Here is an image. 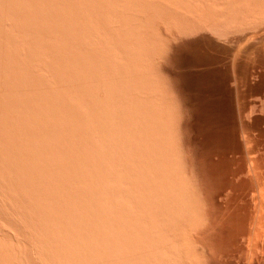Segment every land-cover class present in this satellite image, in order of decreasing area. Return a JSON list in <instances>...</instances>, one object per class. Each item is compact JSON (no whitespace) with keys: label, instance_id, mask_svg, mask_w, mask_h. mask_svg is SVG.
<instances>
[{"label":"bare ground","instance_id":"obj_1","mask_svg":"<svg viewBox=\"0 0 264 264\" xmlns=\"http://www.w3.org/2000/svg\"><path fill=\"white\" fill-rule=\"evenodd\" d=\"M0 1H2V0H0ZM5 1L6 0H3L2 1L3 3L2 2H0V3H2V4L7 3L6 5L8 8L6 7V5L0 4L1 5L0 9L4 8V9H1V11L2 12L8 11L9 13H7V14H9L10 16L8 15L9 16L8 17L7 14L5 13L6 14V18H5V15L2 16V14H1L0 16L2 18L0 17V21L2 22V20L3 21L5 20L2 24H4L6 21L10 22V23L7 22L8 24L5 23L3 25L5 28H7L6 26L8 25V26H10L8 28H10L11 30H13V28L16 29V27L18 29L15 32L13 31L14 32V34H13L9 30L6 31L8 28L6 30L3 28L4 31L6 32L5 36L7 38H5L4 35L2 36L4 31L2 29H0V33H2V34H0V36H2L1 38L4 37L3 41H0V43H3V45H5V43H4V41H5L7 44V47L9 48L8 49L6 47L7 49L5 50V48L1 45L0 48H3V49L2 50L0 49V54L2 56H3V54H6V53L9 55H11V54L13 55V52L17 51L14 53V55L16 57H14V55L12 56V58L14 57L13 59H10L11 56L9 57V55H7V54L4 55L2 58L0 56V62H1V59H3L2 60L3 64L0 63V65L2 64L0 66V72H1V70L3 72L0 74V84H1L0 88L2 85L4 86L3 87V91H4L3 96H2V93H3L2 88L0 90V95H1L0 99H1V101H3V102L0 101V135H1L0 136V149H2V150H0L1 151L0 152V264H25L24 262H26V261L24 258H26V260H27V257H29V255H30V257L33 258V259L30 257L28 258V259L32 260L31 262H30V260L28 262L31 264L32 263H34V264L35 263H37V264H182L183 261H185V263L183 262V264H187V261L189 259H191V256H192V259H191L192 261L196 262L197 259H195L196 260L195 261L193 258L195 256V254L193 255V253H196V252L191 253L190 249L183 247V245L185 243L191 242V244H193V246H195V247H192V245L190 244L189 245L190 248H195V249H192L193 251H196V250L198 251V249H199L202 253H209L211 247H213V246L219 247L221 245V243H219L220 242V240H218L219 235L216 232H219L220 230L218 228L223 226V225L221 226V224L224 223V222L222 223L223 218H224L222 214H225V212L221 214L220 211L222 209H220V211L215 210L214 207H216V206L213 205L212 198H210L209 193H207V191L205 190L206 189V187H205V189H202V190L200 189L201 191L199 193H201V194L198 193L200 196V199H199V196L196 194V192H198V191H196L195 189H194V191H192V192L196 191L195 194L198 197H195V198H198L200 201V203H199L198 199H195V200H197V203H199V205L197 203H195L196 201H193L194 203L192 205L196 204L194 206L195 208L193 207V210L196 209L198 211V209L196 207H198V206L200 207V205H202L201 206L202 210L199 209L198 214L195 213L191 209L192 206L190 203L191 201L189 202L190 199H188L189 196L186 197L188 194L186 196L184 194L187 192H185V191L183 192V190L181 188L182 186L180 185L181 180L184 179L181 176H184L185 178H187V176H190V175H186L187 172H185L186 174H184V171L187 170L190 172V169H191V171H194V170H193V164L191 162H188L189 160L188 161L185 160L186 163H184L183 158L185 156H182L183 158H182V160H180L179 163H183L182 168H184L185 167L184 164H186L187 169L185 167L186 170H181L182 172H180V169H182L180 166L182 164H178V158L180 159L181 156L178 157L177 153L181 150V155H182L183 150L179 149L178 147H175V144H176L175 139H176V137L177 138L179 137V140L176 139V141L180 142V138L182 136L181 134H179L180 126H182L181 128H183V126H185L183 124H186V123L182 124V122H185L183 119L184 115H183V118H181L183 121L182 120L180 121V116H179L180 112H178V109H179V111H181L180 110L181 109L180 103H179L181 100L179 98V93H180L179 90L180 89H179V83H178V78H177L178 71L176 70L177 68L175 69V67H173V64L175 62L176 55L177 54L180 55L179 51L182 50V49L180 50V47L183 48V46L185 48H187L189 46V47H191V49H192V47L193 48L201 47L202 50L204 47H206L207 49L212 50L211 52L214 51L213 54L216 53L215 55L217 57V60L215 59L216 57H214V60H216L215 65L217 66L216 71H219V74H221L223 77V81L221 80L222 78L219 77L220 78L219 81H221L220 82L221 84L219 83L220 84L219 95L221 93H223V97H221L223 100L221 98L220 99L222 101H224L222 103L226 104V107H225L226 114L228 113L230 119L234 123L237 124V135H242V137H244L243 135L246 136V134H248V136H249L250 134H252V132H250V131L252 130V128L255 127L254 126L255 124L249 123L246 121H245L246 122L245 124H244V122L241 123L242 121L240 122L239 112L241 114V110L239 111L237 108V105H238L237 101L239 99H241V98H239L240 92L242 93V95H245L247 93V92L245 93V91H247V89H249L248 87L253 85L254 78L256 80L255 74H257V76L258 75L259 76L264 75V60H262V61H257V60L251 61L252 57L249 54V53H253L255 55L257 54L259 56H261V55L264 56L263 55L264 54V0H88V1L87 0H77V1L73 0L74 4L72 3V5L70 3V0L69 1L68 0L67 1L61 0L59 2H58V0H54L55 2L57 1V3H60V4L62 2L61 7L64 4L63 7H66V8H60V6H58L55 2H53V4H52L51 3L52 0H50V3L52 4L51 7L54 8V6L56 5L58 7L57 11L60 9L58 12H55L56 8H54L55 9V11H54V9L52 10V8L49 7L51 5L48 2L49 0L48 1L42 0V2L44 4L40 0H38V1H40V3H38L36 0H33V1L32 0H24V2L26 1V3L24 5H27V6H25V8H24V5L22 4V0H17L16 2H18V3H16L15 0L14 1L10 0V3L12 2L11 5L13 4V6L16 8H13V6H9L10 5L9 0H8V2L7 1L5 2ZM19 1H20V3H19ZM74 1L77 2L76 4L80 5L79 2L81 1V5H82V3H83V5H85V4L86 5H85V7L80 5V8L78 7L79 5H77L76 7H78V9H79V10H77V8H75V6H73V5H76ZM89 1H91V2H89ZM33 2L37 3L36 6H39V7H36ZM46 2H48V3H46ZM64 2L65 3L68 2L67 4L68 5L70 4L69 7H68V5H65ZM71 2H72V0H71ZM40 5H43L42 7H44V8H42ZM28 6L30 7V9H28L29 8ZM34 6H35V9H32V8H34ZM70 6H73L75 8V9L71 8L72 10L74 9V11H73L74 13L75 12L77 13L78 11L80 12V9L81 10L83 9V10L79 13V15H78V13L74 14L71 11H68L70 9ZM5 7L7 10L5 9ZM81 7H83V8H81ZM21 8H22V10H19ZM67 8H69V9L66 10L67 11L66 12L65 9H67ZM8 9H10V10H8ZM15 9H17V11L19 10L22 13L17 12ZM23 9H27V10L23 11ZM36 9H37V13H34L36 15L35 16L32 13L36 12ZM39 9H40V12H39ZM43 9H44L45 13L47 11L48 14H49L48 9L50 11L52 10L53 12L51 11L49 14L51 17L47 13L45 14ZM10 11H12V12H10ZM26 11L28 13H30V11H31L30 15H32V16L27 17L29 15L28 13H27L28 15L25 14V16H24L23 14H24V12L26 13ZM15 12L18 14H15ZM41 12L44 13V15ZM39 13H41L40 14L41 16L43 15V18L40 15L39 16L37 15ZM81 13H82V15H81ZM20 14H22L21 17L20 16L15 17V15H20ZM11 15L12 16L14 15V17H12ZM46 15H48L49 17ZM44 16H46V17L44 18ZM24 17H25V22H24ZM32 17H34V18L41 17V18H39L40 21L36 18L37 22H36V19L34 22V19H32ZM72 17H74L75 19ZM13 18L14 19L17 18L16 19L17 21L16 22L13 21ZM22 18H23V20H22ZM27 18H28V21L26 20ZM46 18H51V19H49L48 23L53 22L52 23V26H54L53 29L56 27H59L60 29H62V30L65 29V30H63V31L61 30V32H60L59 28H56L55 32H57L56 33L57 35L53 34L54 31L51 29L52 26L50 24H49L50 26L48 25V23L46 21L48 19H46ZM66 18H67V20H66ZM70 18L72 20L74 19L73 21L75 24V25H73V21L71 20L72 21L71 22L72 26L70 25L71 27L69 26V24H70L69 19ZM19 19L24 22L23 23L21 21L23 23L25 29L27 27H29L30 33H31V31L36 32L39 28V31H40L39 35L35 34L36 35L35 36L32 32L31 35L29 36V34H27V33H29L28 28L25 30L22 27L23 26L22 24L20 27V22H18ZM29 19H32V21ZM75 20L80 24V26L78 25V27H77L76 24H78V23H75L76 22ZM12 21L16 24L18 23L19 25L14 24ZM41 21H44L45 23L44 22L43 23L45 25H41L42 24ZM67 21L69 22V24H67ZM1 22H0V24H1ZM30 22H34V23H37L39 25L32 23L34 26V28H33ZM57 22H59V23H57ZM56 23H57V25H56ZM28 24L31 27L28 26ZM55 25H56V27H55ZM3 26H1L0 28H2ZM35 26L37 28L36 30H34ZM44 26H46V27L44 28ZM73 26H76V29ZM41 27H43L44 29L42 30ZM31 28H33V29H31ZM72 28H73V30H71V31L72 32L74 31V33H72L70 31V29H72ZM45 29H47V32H45L46 31ZM19 30H20V32H19ZM22 30H23V32H21ZM1 31H3V32H1ZM58 31L60 33H62V35H60V33H58ZM75 31H77V34ZM8 32H10V33L8 34ZM25 32H26V34H25ZM63 32H64V34H63ZM68 32H69V35H70V32L72 34L70 36L67 34L69 37L66 36V33H68ZM36 33H38V32H36ZM44 33H46V35ZM47 33H49L51 35H49ZM79 33H80V35H78ZM12 34L15 35V38L13 37ZM37 35L40 37H38ZM122 35H124V36L122 37ZM9 36L11 37L12 41L10 40ZM16 36L20 37L21 43H22V41H23V43H25V45L27 43L28 46L27 45L25 46L22 43V47L26 48V52H28L27 54H29L28 56H27V54H25V52H24L25 49H23L22 47H14L13 48L11 46V43H14V41H16L15 42L16 44H13V46L21 45V43L18 41L19 39H16L17 38ZM49 36H51V37H49ZM65 36H66V40H65ZM71 36H72V38H71ZM73 36L74 37L77 36V38L81 37V39H78V40L76 39V41H75V39H73L74 38ZM29 37H30V39H29ZM33 37H34V39H33ZM1 38H0V40H1ZM13 38H14V41H13ZM22 38H24V40ZM36 38H40V40L36 39ZM48 38H49V40L52 38L51 39L52 42L50 40V44H47V42L49 43V41H47ZM31 39H33L32 40L33 45H31V42H32V41H30ZM43 39H45L44 40L46 42L45 45L42 44L44 42ZM37 40H38V42L41 41L39 44L37 42V44L39 46L41 44H42L41 45L42 47L44 46L43 48H45V50H44L45 56L48 57V55H49L48 58H50V59L53 57V59H51V60L48 59L49 65L52 63L49 67H48V63H46L47 57H44V56L42 57V55L40 56V54H36L37 51L35 48H37L36 46H38V45L35 43ZM67 40H69L73 44L74 47ZM8 41L9 42L11 41V43H9ZM78 41H79V43H78ZM63 42H64V45H63ZM17 43H19V44L17 45ZM52 43H53V45H52ZM65 43H66V45H65ZM80 43L82 45L83 44L85 45V46L84 45L82 46V49H81ZM74 44H76V46H78V48H80V50L78 49L79 51L77 49L74 50V52L77 54V55H75L76 57L74 56L75 53L72 51L74 48H76ZM79 44H80V46H79ZM29 45H30V47H29ZM50 46L51 47L53 46L57 49L62 48L63 50L59 49L61 51H65V50L67 51L68 49H69L68 51H70V50L71 51L68 53H65L66 52L65 51L63 53V52L58 51L55 48L53 50V47L51 48ZM28 47L32 48V49H29ZM39 48L37 50H39ZM41 48L39 50L40 52H37V53H41V51L43 53V49H41ZM46 48H48V50L51 48L52 53L50 52V50L49 51L47 50V52H46ZM27 49H29V50L34 49L35 51L34 50L33 51L36 55L34 53L30 54L29 50L27 51ZM1 51H3V52L6 51V53L5 52L3 53ZM11 51H13V52L11 53ZM19 51H20V53H18ZM22 51L24 53L21 56ZM56 51H58V54H56V55H57V57H58L57 59L59 61H57V59L55 57V53H57ZM48 52H50V53H48ZM79 52L80 53L82 52V56H80L81 54H78ZM206 52H210V51H206ZM59 53H60V55L64 54L63 59L61 58L62 56L60 57ZM69 53L70 54L73 53L71 57H69L70 56ZM65 54H67L68 60H69V61L66 60V63H68L67 65H66V63L63 62V61H65V57H66ZM17 55H18V57H17ZM23 55H24V57H25V55L27 57L32 55L30 58H32L34 56L33 60H29V61L30 62L34 61V63L36 65L38 64L37 67L40 66L44 70H41L39 68L41 70L40 71L37 69V67H35V70H34V68H33L34 66L30 67V65H32L33 62L28 63V59H29L28 58L26 60L27 63H25L26 61L24 60ZM91 55H93L92 57H95V58H93V61L91 60L89 63V60L92 59ZM259 56H257V57L259 58ZM21 57H23V58H21ZM39 57H41L40 59L43 61H41L39 59ZM250 57H251V60L249 59ZM43 58H45V59H43ZM74 58L77 59V62H76V60H73ZM80 58L83 59L84 63L82 62V60ZM19 59H21L22 62H20ZM25 59H26V57H25ZM35 59H37V60H35ZM70 59H72L71 62H70ZM95 59H97V60H95ZM9 60H11L10 62H12V63H10ZM14 60H17V61L15 62ZM45 60H46V62H45ZM94 60L97 62V66H96V63ZM4 61H7V66H5L6 64ZM39 61L41 62V64ZM13 62H15L16 65L13 64ZM18 62L21 63V67L19 66L20 64L18 65ZM23 62H24V64H23ZM69 62H70V64H69ZM78 62H80V63L82 62V67H81V65L78 64ZM91 62L95 63V64L91 65ZM76 63L78 65H76ZM12 64L15 67L19 66V69L17 67H16L17 69L13 66L11 67L10 65H12ZM25 64H29V65H27V67H26ZM35 64H33V65H35ZM210 64H212V63H210ZM23 65H24L25 69H23L24 68ZM88 65H90L91 67L93 66V69ZM215 65L213 64L214 67L212 66V68L214 70L216 68ZM28 66L32 69L29 70ZM72 66L76 67V71H75V69H71ZM68 67L69 68L71 67L70 70ZM95 67H96V70H94ZM20 68H21V70H20ZM45 68H47L49 70V71L47 70V72L50 73L48 75L50 77H52V79L55 76L53 81L49 77L50 80L52 81L51 84L53 83L51 86H49L50 88L52 86H53V88H55L56 84H57L56 80H58L57 82L59 83V85L55 89H56V91H59L58 92L59 95H57V92H56V94L55 93L53 94L52 92H48L49 88H45L47 85L50 84L49 83L50 80L47 76ZM49 68H51V69H49ZM54 68H56V70ZM13 69H15V72H13L14 71ZM22 69L24 70V72L22 71ZM19 70L21 73L19 72ZM33 70L35 73L34 72L32 73ZM77 70L79 73L77 72ZM38 71H39V73L41 72V74H40L41 78L40 79H39V77H36V78L34 77L35 74H38V73H36ZM93 71H95V72H93ZM96 71H97V74H96ZM18 72H19V74H18ZM22 72L24 73L25 77L22 75ZM52 72H54V73H52ZM74 72H76L77 75L80 74V75H78V78H81V79L76 78L77 75H76V73L74 74ZM14 73H16V74H14ZM43 73H44L45 77L42 78ZM55 73L62 74L61 75V77L63 79L62 81H63L64 85L67 84L66 85L67 89L68 88L71 89V87H73V86L74 87L71 90H74V88H77L76 91H74V92L75 93L77 92L79 95L76 93L77 96L75 99L76 100L79 99L78 98V96H79L80 102H82L81 108H79L78 111H76L77 110L76 108L80 107V103L78 102L79 105H77V102H76V104H75V101L71 102L72 101L71 99L73 98L71 96L69 97V92L71 93V91L69 89L68 90L66 89L67 91L65 90V92H68V94L66 93L67 95L63 92L65 87H63V85H62L63 83L61 84L62 81L61 80H60L61 82L59 81V79H61L59 77L60 75H58V74L53 75ZM71 73L73 75H71ZM26 74L29 75V80L33 79V77H34L33 81L36 84H34V83L31 84L33 82L32 80H30L31 81L30 83H29V81H26V79L28 78V76ZM32 74H34V76H31ZM93 74L94 75L96 74L95 77ZM92 75H93V77H92ZM253 75H254V77H253ZM37 76H39V75H37ZM46 76H47V78H46ZM72 76H74L75 79L73 78V80H72ZM97 76H98V82L96 80ZM251 76L253 77V80H251ZM1 77H3V78H1ZM91 77L93 79L95 78V82L93 80H91ZM18 78H20V79L22 78V79L19 80ZM55 78H57V79L55 80ZM35 79L39 82H41L42 79H44V80H43V82H41L39 84V83H37V81ZM162 79H166L165 82ZM258 79H260V78H258ZM74 80H75V82H73ZM71 81H72V83H71ZM77 81H79V83L81 81V83L77 84ZM92 81H93V83H92ZM54 82L56 84H54ZM66 82H69V83H66ZM90 82L93 84V86H91L92 84ZM17 83H21V84L24 83L25 86L26 85L27 86L25 87L24 85H21V84H19V86H18ZM28 83L31 84V86L28 85ZM45 83H46V86H45ZM73 83H76V86L78 85V87H76L75 84L73 85ZM89 83H90V85H89ZM37 84L38 85L42 84V85L40 88H39V86H37L38 88L37 87L35 88V86ZM68 84H70V85H68ZM95 85H97L98 90L99 89L101 90V91L99 90L100 94H99V92H97L96 87L94 88ZM16 86H18L17 88H19L18 91H20V87L22 88L21 93H19V96H18V92L16 91V89H14V88H16ZM43 86L46 89V90L44 89L45 91L43 89H41ZM23 87H25V88H23ZM62 87L64 89H62ZM90 87H92L93 90L95 89V92H97L99 94V95L97 94L98 97L96 96V94L94 95V93H93L94 91ZM27 88H29L30 90L35 89L34 90L35 92H33V90L28 91L29 89H27ZM53 88H51V90ZM58 88H60V90ZM25 89L28 92L27 96L30 97L32 94V96L30 98L26 96V90ZM38 89H39V91L41 89L44 92L36 91ZM55 89H53L52 91L55 92L54 91ZM61 90H63V91H61ZM22 91H23L25 97H27V98H24V95H21V94H23ZM29 92H31V93H29ZM60 92H62V93L60 94ZM13 93H15V94H13ZM33 93L36 95L34 99H33V97H34ZM47 93H52V94H47ZM91 93H93L92 94L93 98H94V96H95V98L97 97V101H94V103L98 102V103H96L97 108H96V105L94 104L95 106H93V107L96 108V109L94 108V110H93L92 105H91V104H93V102L91 103V100H90V99H92ZM6 95H7V97H6ZM12 95H14V96H12ZM20 95L22 96L23 99H21ZM54 95H56V96L54 97ZM70 95H73V92ZM37 96H38V98H37ZM42 96H44V97L46 96L45 99H44V97H43V100L39 99V98H42ZM51 96L53 98H55V100H53V98L51 100ZM12 97H13V99H12ZM17 97L18 98L20 97L19 100ZM240 97H241V95H240ZM7 98L9 100H7ZM28 98H29V102H28ZM48 98H49V100H48ZM20 99L22 100L21 102H19ZM36 99H37V102H35ZM46 99L48 100L47 102H49L50 105L45 103ZM246 99H247V97H246ZM10 100H12V102ZM15 100H17L18 103H20V104H18ZM38 100L39 101L41 100L40 101L42 103L41 105H43L45 103L44 104L45 107H43V106L42 107L45 110L47 109L45 111L46 114H44L45 112L42 113V111H44V110L41 109L42 107L40 106V104H37V103H39ZM92 100H96V99H92ZM242 100H239L240 101L239 104L242 103L241 102ZM23 101L24 102L26 101V103H28V105L27 104L25 105V103ZM51 101H54V102L56 101V104L51 102ZM10 102L12 103L11 105H10ZM14 102H16L19 106H21L22 109H24L22 111L23 112L25 111V112L23 113L22 111H20L21 107H19V109L16 108L18 105L17 104L15 105ZM32 102H35L34 105L41 107L40 110L36 106L32 107L33 106ZM244 102H245V99L243 100V103ZM23 103H24V105H23ZM29 103L32 104V105L30 104V107H29V109L33 108L31 110L32 112L27 110ZM70 103L74 104L75 110L73 107H72V110H70L71 108H69V107H71L73 105ZM243 103H242V105H243ZM46 104L48 105L47 108H46ZM55 105H57L58 108L61 107V109H64V111L61 110L60 108L58 110L56 108L57 106H55ZM23 106H25L26 108H24ZM52 106L55 107V109H56L55 111H57V113L55 114L54 108H52L53 110L51 109L52 112L54 111L53 114H55V116L58 117V118L56 117L57 119H59L60 115H61V117H60V119H61L63 116L62 114L67 111L66 114H64L66 116H64V118L62 119L65 122L62 123V120L61 121L58 120V122H57L58 125H57L56 124L57 120L53 121L54 123L51 120H49L50 122L48 121V119H50L51 116H53L51 111L48 113V111H49L48 109H50ZM241 107H240V109H241ZM256 107H258V105ZM15 108H16V110H15ZM37 108L39 111L37 110ZM80 109L82 110V112L80 111ZM35 110L38 112H36ZM60 110L63 111V113L61 112L62 114L58 112ZM33 111H35V112H33ZM69 111L70 112L72 111V113H69ZM73 111L74 112L76 111V113H74ZM21 112L23 115L26 113L25 114L26 117H25V115L23 117V115L21 114L20 118L16 117V119L11 120V119H13V117L18 116ZM78 112H80L79 115H81L80 117L82 119L85 116V119L88 120L87 122H89V128L92 127L91 130H92V132H94L95 137L99 136L98 137L99 142H97V143L93 142L96 140L98 141V139L96 138V140L95 139L92 140L94 138V136H93V133L90 132L91 131L90 129L88 130V129L84 128L86 130L85 132H87V130H88V132H87V134L85 132H84V135L82 134V131L84 130L83 124L86 128L88 127V124H87V122L85 123V121H86L85 119L83 120L84 122L81 120V118L78 115ZM35 113H38V114L41 113L40 114L41 116L38 114H35ZM93 113L95 114V116L96 115L97 116L95 117L94 115H92ZM32 114H34L35 117ZM42 114L45 116H42ZM49 114H51V115L47 116ZM75 114H77L76 116L79 118L75 117L76 119H73L74 117H72V116L73 115L75 116ZM37 115L39 116L38 117V123L41 125V126H39L38 129L36 128V127H38L37 118H36ZM28 116H30V118L34 117L36 121H34V120L32 121L33 118L29 119ZM55 116H53L51 119L53 120V118ZM93 117H94V119H93ZM41 119H42V122L44 120H45V122L42 123ZM248 119H249V116H248ZM15 120L16 121L18 120V121L15 122ZM24 120H27V122L29 120L30 125L35 124L34 126L36 129L34 128V130H32L34 126H31V128H32L31 129L29 127L30 125L28 122L27 124H28V127L30 128V131H29V128L27 131H24L27 127L26 126L27 124H24ZM46 120L48 121L49 125L51 124V127H49V125H47ZM66 120H67V123H68V120H71V121L76 120V122L72 123L71 121H69L72 124L70 126H68V124H66V125L64 124V123H66ZM77 120L80 121V124H82V127L78 126V127H75L77 129H75V128L72 129L71 127H73V124L76 126H77V124H79ZM13 121L16 124H14ZM19 121L21 123H18ZM31 122L32 123L34 122V123L31 124ZM60 122L62 123L61 126H60V124H61ZM1 123H3V124L1 125ZM8 124L10 125V127ZM12 124H13V126L17 125V128L18 127L19 128L16 129V126L14 128L12 126ZM18 124H19V126H18ZM21 124H23L25 126V128ZM43 124H45V125H43ZM55 124L59 128L61 127V129H64L63 131H65V132H66V129H65L66 127H64V126H67L68 127L67 133L69 132V129H71L70 133H68V135H67V133L64 134L65 132L63 133V131L60 130L58 127H56ZM20 126H22L24 129ZM45 126H47V129L45 128ZM52 127L56 128V129H54ZM40 128H44V129H40ZM39 129L42 130L41 138H43L45 140L49 135L51 137V135L52 136L56 135L59 131H60V133H59L60 135L62 132V136H60L58 134V136L56 135V139H55V137H53L55 139L54 140L55 142L53 141V138L49 137L50 143H48L49 145H47L46 141L48 140V138L46 141H44L43 139L40 140L39 133L41 131ZM52 129H54V131L56 130V132H54ZM57 129H59V130L57 131ZM38 130H39V132H38ZM79 130H81L80 135H83V136L79 135V132H80ZM22 132L27 134L26 137H29V136L34 137L33 134L36 133L35 134L36 138L37 137L39 138V141L38 140L37 141L42 143V144L38 143L37 146L39 144L41 146H43V143H44L45 145L43 147L44 148L47 147V148H45V150H44V148L41 147L40 145L37 148V146L35 144V143H37V142H35L36 139L33 138V141L35 140L34 141L35 143L32 142V140H31L32 137H30L28 139L25 137V139H24L25 134ZM89 132H90V135L92 133V137H93L91 139L92 142L89 141L92 143V144L90 143L92 146H90V145L87 146V144H86V143H88L87 141H88V138H90V137H87V136L85 137V135H88ZM249 132H250V134H249ZM31 133H32V135H31ZM180 133H181V131H180ZM44 134H47V137ZM69 134L71 135L72 139L69 138L70 137ZM3 135H5L4 138H1ZM22 135H24V136H22ZM176 135H179V136H176ZM6 136L9 137V139H7ZM59 136L62 137V140L59 139ZM79 136L82 138V140H81V138H78ZM83 137H85V138H83ZM5 138L7 139V141ZM246 138L248 139V137H246ZM2 139H5V140H2ZM50 139H52V141L54 143L52 141H50ZM66 139H68L70 141H68ZM84 139H85V141H84ZM182 139H181V141H182ZM9 140L12 141V144L10 143L11 141H9ZM27 140H28V143L30 141H31V144L33 143L32 149H29L31 147H28V146H31V144L29 143L30 144L29 145L27 143ZM42 140L44 142H42ZM64 140H66L67 143H66V141L64 143L63 142ZM71 140L74 142H71ZM75 140H76V142H75ZM250 140L248 139L250 144H252L251 143L252 141H250ZM15 141L17 144L15 143ZM57 141L58 142L62 141L63 144L65 145V147L67 144V147H66V149H64L65 151L63 150V152H64V155L65 156L68 155V157L67 158L64 157V158L67 161L68 158L70 157V160H71L73 165L71 164V162H69V160L67 161V163L69 162L70 164H68V165H67V163H66V165L64 164L66 161L63 160L64 158L62 159L63 152L60 151L62 146L64 147V145H62V146L59 145V143ZM238 141H239V139H238ZM13 142L16 145H18L19 147L17 146L18 148H15L16 146L15 147L13 146L14 145ZM24 142H26L27 144L25 143L26 145H24ZM62 142H61V144H62ZM69 142L71 143L70 145H72V146H69ZM246 142H247V140H246ZM56 143L58 144V146H56ZM183 143L185 145V140H183ZM34 144H35L36 148H34ZM52 144H55V145H53L54 148L52 146H50ZM93 144H94V146H93ZM97 144L99 145V147L97 146ZM177 144L180 145L179 143H177ZM250 144L248 145V142H247V145L249 147H251V149H252L253 145L250 146ZM95 145L97 147H95ZM110 145L111 146L113 145V146L110 147V149H108L109 148L108 146H110ZM25 146H27L26 147L27 150L24 148ZM49 146L52 148V150L49 149L50 148ZM86 146L89 149L91 148L90 149L91 151H92V147L97 148V149L99 148L98 150L101 153H100V155L99 154L98 155L100 156L101 161L99 160V158L96 159V160H99V162H98L99 164H98L96 160H95L96 162L93 160V163L94 162L97 163V165L99 167L97 165H95V163L91 164L89 162L92 160V158L94 156H96L95 153H97L98 150L93 149L95 153L94 152L92 153L86 148ZM57 147H59V150H55V149H57ZM69 147L72 149H70ZM84 147L86 148V152H85ZM39 148L43 152L38 151L39 152V156H37V158L39 157L38 162H39V160H41L40 162H42V159H45V160H43L44 163L47 162L46 164H44L45 167H44L43 163H41V165H42L41 172L43 171L42 173L40 172V169H41L40 164L37 161L35 162V161L29 160L32 158L31 154H32L33 150H34V153L36 155L38 153L37 150ZM111 148H115V150L113 149L114 150L113 156L109 155V153L111 154V152H112ZM241 148H242V146H241ZM24 149H25V151H24ZM184 149H185V146H184ZM28 150H30L31 154ZM46 150H48L47 155L44 154L46 156L40 155V153H44V151L46 152ZM53 150H55L56 152ZM87 150L89 151V153H91V155L92 154L94 155V156L93 155L90 156V154H89L91 159H89L90 157L87 155L88 154ZM26 151L30 155V158L27 157V156H29L27 154H25L24 156H26L28 159L26 157L23 158V155H22L23 152L26 153ZM57 151H58L59 155H58ZM184 152H183V154H185ZM186 153H187V151H186ZM262 153H264V152H262ZM11 154L13 155V157L15 156L14 157L15 160L11 159L12 158ZM107 154L109 156H111V158L109 157L108 161L106 162L107 158L104 156H106ZM179 154L180 153H178V155ZM32 155H34V154H32ZM98 155L95 158L99 157ZM257 155L258 154H256V158H257ZM71 157H73V158H71ZM186 157H187V159L189 158L188 155ZM261 157H263V156H261ZM25 158L27 161L24 160ZM33 158H35V159H33ZM33 158H32V160H37L36 157H33ZM50 158H52L51 160L54 159L55 161L54 160L53 161H54V163L56 162L57 165L56 164L52 165L51 164L52 161L50 160ZM74 158H75V160H74ZM78 158H82L81 159L82 161H80ZM85 158H88V160L86 161ZM56 159L58 160V162L60 161L62 164H64L65 167L63 165H61L60 162L58 163ZM77 160H79V161H77ZM24 161H26L27 163L29 162L28 163L29 166L33 162L35 164L37 163V164H39V167L36 168V171L35 170L33 171V169H32L33 165L29 167L26 164H24L25 163ZM73 161H76L79 167L77 165H75L74 164L75 162H73ZM83 161L87 162L88 164H86L85 162L80 163ZM103 161L107 163V164L105 163L106 164L105 167H104L105 164L103 163ZM181 161H183V162H181ZM48 163H50L51 166H50V164L48 166L47 165ZM89 163H90V166H89ZM102 163H103V166H102ZM37 164L34 166L37 167L38 166ZM83 164H85V166ZM24 165L27 167H24ZM71 165L77 166V167H72ZM91 165H93L92 167L94 169V174L92 173ZM94 165L97 166V168H95ZM67 166H69V167H67ZM30 168L32 169V171L30 170ZM234 168H235V166H234ZM250 168H251V166H250ZM38 169H39V171H38ZM25 170H27V171H25ZM261 170H263V169H261ZM24 172L26 174L28 172L30 174L31 173H33V174L39 173V172L40 173L35 175V176L33 174H31L32 177H30V174L26 175V174H24ZM46 172H49V173H47L49 176L45 174ZM189 172H188V174H189ZM180 173H183L184 175H181ZM195 173H197V172H195ZM249 173H251V172H249ZM92 174H93V176H92ZM199 174H201V173H199ZM257 174H259V173H257ZM24 175H26L31 180L30 179L28 180V178L25 179L26 176L24 177ZM39 175L40 176L42 175L41 178L43 180L40 181L41 178ZM43 175H45V176L43 177ZM72 175H73V177H72ZM254 175H256V174H254ZM47 176H48V178H46ZM241 176H242V174H241ZM13 177L17 178V180H20V182L17 181L16 179H14ZM36 177H38V178L36 179ZM50 177H51V179L55 178V181L57 180V184L60 181H62V183L55 185L54 179H53L54 182H52L49 179ZM190 177L188 179L192 180ZM90 178L95 179L96 183L94 185L92 183V181H94V180H92ZM180 178H182V179H180ZM258 178H260V177H258ZM24 179L27 180L28 183H31L32 186L30 184H27L26 186H24L25 185L24 183H26V181ZM46 179H47V181H46ZM188 179L186 182L187 183L190 182V185H191L193 180L191 182ZM88 180L89 181L91 180L90 183L92 185L89 183ZM48 181H51V185L48 184L49 183ZM42 182H45V183H43V185H42ZM46 182H48V183L46 184ZM259 183H261V181L258 182V186L260 189L262 187V185L264 186V182L262 185ZM28 185L31 187H29ZM183 185H184V188H187V189L190 188V189H188V192H190V193H191V188L193 189V187H195V188L197 187L196 185H193V184L191 185L192 187H190L189 183L187 184L188 187H186L185 183ZM197 185H198V183H197ZM208 185H206V186H208ZM24 187H26L27 190H25ZM106 187H108L107 188L108 190L111 189L112 194H110V195H112V196L110 197V201H112L111 198H113L112 202H113V204H115V205H113V207L106 205L107 201L105 199V193L109 192V191H107V189L105 190ZM199 187H200V183L198 185V188ZM232 187H233V185H232ZM29 188H31V190H32L30 192V194H31L30 196L28 195L29 194L28 193ZM260 190L264 191V188L260 189ZM221 191H223V190H221ZM252 191H253V189H252ZM195 194L194 195L192 194V196H190V197L193 198L195 196ZM213 194H215V193H213ZM258 194H260V193H258ZM262 194H261L260 201L263 200L261 205L263 204L262 206H264V199H263L264 197L262 198V196H264V192ZM108 196H109V194L106 197H108ZM201 196L203 197L205 204L202 203L203 201L201 200ZM215 196H216V194H215ZM31 197H33L34 200H32ZM192 198H191V200H192ZM107 199L109 201V198H107ZM226 200H227V198H226ZM24 201H28V202L32 201V204L37 205V207L35 205H32V204L30 206V204L28 202H26V204L29 205L28 206L25 204ZM260 201H259V203H260ZM111 203H109V204H111ZM39 205H40V207L43 206V208L41 207L42 209L40 208V210L38 208ZM80 205L81 206L84 205L83 207H85V208L81 207ZM220 205H222V204H220ZM25 206L26 207L28 206V208L24 209ZM106 206L111 207L110 209L114 208L112 217L109 216V214L112 213L111 210L108 211V209H106ZM204 206H205V209H204ZM258 206H260V205H258ZM51 207H53V208L55 207V208L53 209ZM37 208H38V210H37ZM57 208L63 209V212L61 214L58 213V210L55 211ZM228 208H227V210H228ZM262 208L263 207H261V211L263 210ZM35 209L37 210V212L35 211ZM203 209H204V214H203V212H201V213L204 215V217H203L204 219H202L200 217V220H205L204 221L205 223L203 224V222L201 221L199 224H203V226H205V229H204V227H201L202 225L199 226V224L197 222L198 220H195L189 213L190 210H192L193 211L192 213L197 214L198 216H196V217H199V215H200L199 212H200V210L203 211ZM258 209H259V207H258ZM25 210L27 211V214H28V210H29V216L25 213ZM30 210H31V214H30ZM106 210L108 211V213L109 212H111V213H109L107 215ZM59 211H61V210H59ZM223 211L224 210H222V212ZM258 211H256V212L259 213ZM261 211H260L259 216H261ZM183 214L185 215V217L184 216L182 217ZM202 214L200 216H203ZM231 214H230V216H231ZM84 215L87 216L86 219L84 218L85 217ZM228 215H229V213H228ZM263 215H264V210H263ZM27 216L30 217V219L32 220V224H31L30 223L31 220L28 218L30 220L28 223L32 226V229L35 226H37L38 228L35 227L34 230H31L29 224L25 225V223L27 222L25 220L27 218ZM180 216H181L182 220H180ZM232 216H233V214H232ZM242 217H240V218H242ZM82 218L85 220H82ZM108 218H109V220H107ZM255 218H256V216H255ZM255 218L253 219L254 223L257 220V218L256 219ZM231 219H233V218H231ZM261 220H262V218H260V225L263 223L262 222L263 220L262 221ZM224 221L228 222L229 220L228 221L224 220ZM243 222H245V220ZM257 223H256V225H258ZM239 224H241V223H239ZM224 225H225V223H224ZM232 225H234V224H232ZM241 225H243V224H241ZM253 225L254 224L252 223L251 226L254 227ZM26 226H28V227H26ZM198 226H199V228H203V229H198V228L196 229V227H198ZM251 226H249V229ZM108 227H109V229H108ZM185 227H187L188 230H190V228H191L192 230H194L196 232H194L192 230H191V232L188 231L190 234V235H188L187 234L188 232H187ZM247 227H248V225H247ZM252 227H251V229H252ZM257 227H256V230L259 229L260 226L258 228ZM28 228H30V229H28ZM184 228L186 230V234L188 235V238H189V236H191L190 240L192 238L193 243H192V241H189L188 238L185 239L187 236L183 237L184 233L182 232V229H184ZM223 228H225V226ZM245 228H246V226H245ZM227 229H228V227H227ZM249 229L248 230L246 229V231H245V229L244 230L242 229V231H245L246 233H247V231H249L248 232V234H249L250 230H251V229L250 230ZM261 229H263V228H261ZM42 230H44L45 232L43 231V233H42L41 232ZM217 230H219V231H217ZM237 230H239V229L237 228ZM234 231H236V230H234ZM240 233H242V232L240 231ZM253 233H254V230H253ZM237 234H238V231H237ZM255 234L257 235V233H255ZM83 236H85L86 239L89 238L90 240L87 239L88 241L86 240L84 242ZM80 237H81V240L79 241ZM25 239L28 240L27 242L29 244L28 243L24 244V242H26V241H24ZM219 239H221V238H219ZM106 240L110 241L109 243H111V245H113L114 249L111 246H110L111 249L109 248L110 251H109V249H107L108 248L107 244H109V243ZM186 240H188V241L186 242ZM80 242H82V243H80ZM25 245L28 246V249L32 248V250H33L32 254H31L32 250L28 251L26 249ZM24 246H25V248H24ZM105 246H107V248ZM224 249H225V247H224ZM184 250H186V251H184ZM24 251L25 252L28 251L30 253L27 254L28 252L25 253ZM188 251L191 253L190 258H188L189 256L187 257V253H189ZM200 251H198V252L200 253ZM255 252H256V250H255ZM24 253H25V256H24ZM246 254H249V253H246ZM241 255H243V254L241 253ZM199 257H201V256L197 255L198 259H199ZM203 257H205V256H203ZM34 258H35V261H34ZM253 259H254V257H253ZM94 260H95V262L96 261L97 262L95 263ZM250 260H251V258H250ZM192 261H191V263H192ZM255 262L257 263V261H255ZM191 263L188 262V264H191ZM202 263L203 262H199L197 264H202ZM192 264H194V263H192Z\"/></svg>","mask_w":264,"mask_h":264},{"label":"rangeland","instance_id":"obj_2","mask_svg":"<svg viewBox=\"0 0 264 264\" xmlns=\"http://www.w3.org/2000/svg\"><path fill=\"white\" fill-rule=\"evenodd\" d=\"M3 1V0H2ZM2 1H0V2H2ZM7 2H8V0H6ZM5 1V2H6ZM11 1H14V0H11ZM17 0H15V2H16ZM33 1V0H32ZM38 3H40V1L42 2V0H40V1H38V0H36ZM45 1V0H44ZM48 1V0H47ZM59 1H61V0H58V2ZM62 1H64V0H62ZM67 1V0H66ZM69 1V0H68ZM77 1V0H76ZM88 1V0H87ZM14 2V3H15ZM24 0H22V4L24 5L25 3H26V1L24 2ZM28 2V1H27ZM49 2V4H53V2H55L54 0H52V2L50 3V0L48 1ZM48 2H46V3H48ZM75 2V1H74ZM79 2V1H78ZM84 2V1H83ZM89 2H91V1H89ZM88 2V3H89ZM3 3V2H2ZM2 3H0V4H2ZM12 3V2H11ZM11 3H10V0H9V6H13V4L11 5ZM16 3H18V2H16ZM19 3H20V1H19ZM32 3V2H31ZM34 3V5L36 6V4L37 3H35V2H33ZM43 3V2H42ZM45 3V4H46ZM58 6H60V8H66V7H63L64 6V4H63V6L61 7V4H62V2H61V4L60 3H57V1L55 2ZM65 3V2H64ZM68 3V2H67ZM67 3H65V5H68ZM70 3H71V5H72V3H73V0H72V2H71V0H70ZM77 2H75V4H76ZM80 3V5H81V1L79 2ZM87 3V4H88ZM7 4V3H6ZM6 4H2V5H6ZM29 4V3H28ZM44 4V3H43ZM52 4L49 6V7H51L52 6ZM74 4V3H73ZM18 5V4H17ZM16 5V6H17ZM21 5V4H20ZM33 5V4H32ZM47 5V4H46ZM55 5V4H54ZM70 5V4H69ZM69 5H68V7H69ZM77 5H79V4H76V5H73V6H75V8H77V10H79L78 9V7L80 8V5L78 6V7H76ZM86 5V4H85ZM85 5H83V3H82V5L81 6H84L85 7ZM1 6V5H0ZM25 6H27V5H24V8H25ZM35 6H34V8H32V9H35ZM41 7L43 6V5H40ZM45 6V5H44ZM73 6H70V9L69 8H67V9H65V11L66 10H68V11H71L72 13H74L73 11H74V7ZM6 7H7V5H6ZM6 7H5V9H6ZM29 7V6H28ZM27 7V8H28ZM36 7H39V6H36ZM8 8V7H7ZM13 8H16V7H14L13 6ZM42 8H44V7H42ZM41 8V9H42ZM52 8V10L54 9V8H56V11H55V9H54V11L55 12H58L57 11V6L55 5L54 6V8L53 7H51ZM50 8V9H51ZM71 8H74L73 10L71 9ZM81 8H83V7H81ZM1 9H4V8H1ZM1 9H0V15L2 14V16L3 15H5V18H6V14L7 13H9L8 11L7 12H2L1 11ZM12 9V8H11ZM28 9H30V7L28 8ZM31 9V10H32ZM38 9V8H37ZM37 9H36V12H33L32 14H34V13H37ZM47 9V8H46ZM7 10V9H6ZM8 10H10V9H8ZM16 11H17V9H15ZM19 10H22V8L21 9H19ZM17 11V12H20V11ZM24 10H27V9H23V11ZM51 10V11H52ZM83 10V9H82ZM81 9H80V12L82 11ZM33 11V10H32ZM43 11H44V9H43ZM49 9H48V12H49V14H50V12H51ZM10 12H12V11H10ZM14 12V11H13ZM39 12H40V9H39ZM53 12V11H52ZM67 12V11H66ZM79 11L77 12L78 13V15H79V13H80ZM4 13V14H3ZM6 13V14H5ZM20 13H22V12H20ZM28 12L26 11V13L24 12V16H25V14H27ZM42 13V12H41ZM41 13H39V14H37L38 16L41 14ZM44 13H45V11H44ZM44 13H42L43 15H44ZM46 13H47V11H46ZM45 13V14H46ZM76 13V12H75ZM74 13V14H75ZM76 13V14H77ZM11 14V13H10ZM13 14V13H12ZM15 14H18V13H16L15 12ZM29 14V15H28ZM27 15V17H29V16H32V15H30L31 14V11H30V13H28ZM48 14V13H47ZM48 14V15H49ZM71 14V13H70ZM9 14H7V16H8ZM21 15L22 14H20V15H15V17L16 16H20L21 17ZM35 15V14H34ZM43 15L41 16L42 18H43ZM48 15H46V16H48ZM72 15V14H71ZM81 15H82V13H81ZM10 16V15H9ZM8 16V17H9ZM12 16V15H11ZM36 16V15H35ZM46 16H44V18L46 17ZM50 16V15H49ZM48 16V17H49ZM68 16V15H67ZM1 17V16H0ZM7 17V18H8ZM12 17H14V15L12 16ZM41 17H36L38 20H39V18H41ZM51 17V16H50ZM71 17V16H70ZM2 18V17H1ZM19 18V17H18ZM36 18H34V17H32V19H34V22H35V19ZM72 18H74V17H72ZM80 18V17H79ZM11 19V18H10ZM17 18H13V21H17L16 20ZM32 19H29V20H31L32 21ZM37 19H36V22H37ZM46 19H48V20H46ZM45 20L47 21V23H48V21H49V19H51V18H46ZM75 19V18H74ZM73 19V20H74ZM7 20V19H6ZM9 20V19H8ZM22 20H23V18H22ZM22 20H18V22H20V27H21V24L23 25V23L25 22V17H24V22L22 21ZM27 21H28V18L26 19ZM43 20V19H42ZM44 20V21H45ZM53 20V19H52ZM66 20H67V18H66ZM70 20V24H69V21ZM68 21H67V24H69V26L71 25V22L73 21L71 18L69 19ZM72 20V21H71ZM77 20V19H76ZM75 20V21H76ZM81 20V19H80ZM5 21V20H4ZM3 20H2V22H1V26H3L5 23H10L9 21H6L4 24H2L3 22H4ZM12 21V22H13ZM23 23H22V22ZM40 21V20H39ZM44 21H41V25H45L44 23ZM78 21V20H77ZM75 22V23H78V22ZM34 22H30L31 23V25H32V27L34 28V26H33V24L32 23H34ZM44 22V23H43ZM55 22V21H54ZM7 23V24H8ZM14 23V22H13ZM29 23V24H30ZM46 23V24H47ZM52 23L53 22H49L48 23V25L50 24L51 26H52ZM57 23H59V22H57ZM57 23H56V25H57ZM66 23V22H65ZM14 24H16V23H14ZM18 24V23H17ZM16 24V25H17ZM28 24V26H30ZM34 24H37V23H34ZM10 25V24H9ZM19 25V24H18ZM37 25H39V24H37ZM47 25V26H48ZM49 25V26H50ZM54 25V24H53ZM56 25H55V27H56ZM73 25H75L74 24V21H73ZM77 25V27H78V25L80 26V24L78 23V24H76ZM0 26V27H1ZM72 26V25H71ZM70 26V27H71ZM7 28L8 27H10V26H6ZM19 27V26H18ZM24 29H25V27H24V25L22 26ZM27 27V26H26ZM31 27V26H30ZM39 27V26H38ZM46 26H44V28H45ZM53 27L54 26H52V30L54 31V33L53 34H56L57 32H55V30H56V28H59V27H56V28H54L53 29ZM61 27V26H60ZM75 29H76V26H73ZM6 30L7 28H5L4 26L2 27V28H0V29H2L3 31H4V29ZM28 28V32H29V27H27ZM26 28V29H27ZM33 28H31V29H33ZM43 27H41V29L43 30L44 29ZM18 28L16 27V29H14L13 28V30H11L10 28H8L6 31H10V32H12L13 34H14V32L17 30ZM20 29V28H19ZM25 29V30H26ZM37 28H36V26H35V29L34 30H36ZM74 29V30H75ZM79 29V28H78ZM77 29V30H78ZM46 30V31H45ZM44 31L45 32H47V29H45ZM50 30V29H49ZM51 30V31H52ZM59 30H60V32H61V30L62 29H60L59 28ZM63 30H65V29H63ZM62 30V31H63ZM71 30H73V28L72 29H70V31ZM81 30V29H80ZM3 31H1V32H3ZM14 31V32H13ZM43 31V32H44ZM50 31V32H51ZM79 31V30H78ZM10 32H8V34L10 33ZM19 32H20V30H19ZM21 32H23V30L21 31ZM27 32V31H26ZM26 32H25V34H26ZM33 32V34L35 35V34H38L39 35V28H38V30L36 31V32H38V33H36V32H34V31H31V33ZM59 31H58V33H60ZM72 32V31H71ZM71 32H70V35H72L71 34ZM76 32V34H77V31H75ZM5 31L3 32V34L2 33H0V34H2V36L4 35V37L5 38H7L6 36H5ZM31 33L29 32V33H27V34H29V36L31 35ZM42 33V32H41ZM72 33H74V31L72 32ZM12 34V35H13ZM45 35H46V33H44ZM47 34H49V33H47ZM63 34H64V32H63ZM69 35V32L68 33H66V36H68ZM75 34V35H76ZM23 35V34H22ZM37 35V36H38ZM49 35H51V34H49ZM57 35V34H56ZM55 35V36H56ZM60 35H62V33H60ZM69 35V36H70ZM78 35H80V33L78 34ZM2 36H0V38L2 37ZM11 36V35H10ZM9 36V37H10ZM36 36V35H35ZM34 36V37H35ZM66 36H65V40H66ZM68 36V37H69ZM124 35H122V37H123ZM3 37V38H4ZM12 37V36H11ZM11 37H10V40L12 41V39H11ZM13 37L15 38V35H13ZM17 37V36H16ZM23 37V36H22ZM25 37V36H24ZM27 37V36H26ZM34 37H33V39H34ZM38 37H40V36H38ZM49 37H51V36H49ZM64 37V36H63ZM74 37V36H73ZM79 37V36H78ZM3 38H1V40L0 41H3ZM14 38H13V41H14ZM54 38V37H53ZM71 38H72V36H71ZM9 39V38H8ZM7 39V40H8ZM16 39H19L18 41L20 42L21 40H20V37L18 36ZM15 39V40H16ZM23 40H24V38H22ZM27 39V38H26ZM29 39H30V37H29ZM33 39H31L30 41H32ZM36 39H39L40 40V38H36ZM52 39V38H51ZM50 39V40H51ZM68 39V38H67ZM73 39H75V41H76V39L78 40V39H81V37L80 38H77V36H75ZM6 40V41H7ZM42 40V39H41ZM45 39H43V41H44ZM50 40H49V38H48V40L47 41H49V43L47 42V44H50ZM71 40V39H70ZM11 41L9 42V43H11ZM27 41V40H26ZM67 41H69V40H67ZM81 41V40H80ZM7 42V43H8ZM16 41H14V43H11V46L14 48V47H22V43H23V41H22V43H21V45H19V46H13V44H16L15 43ZM25 42V41H24ZM28 42V41H27ZM37 42H38V40L36 41V43L35 44H37ZM41 42V41H40ZM40 42H38V44L40 43ZM51 42H52V40H51ZM70 42V41H69ZM68 42V43H69ZM4 43H5V45H3V43H0V47H1V45L5 48V50L8 48L7 47V44H6V42L4 41ZM30 43V42H29ZM33 43V41L31 42V45H33L32 44ZM77 43V42H76ZM78 43H79V41H78ZM19 43H17V45H18ZM24 45H25V43H23ZM37 44V45H38ZM43 45H45L46 44V42L44 41L43 43H42ZM41 44V45H42ZM70 44H72L71 42H70ZM69 44V45H70ZM81 44V43H80ZM80 44H79V46H80ZM23 45V46H24ZM26 45H27V43H26ZM25 45V46H26ZM40 45V46H41ZM52 45H53V43H52ZM56 45V44H55ZM54 45V46H55ZM63 45H64V42H63ZM65 45H66V43H65ZM75 45V47L76 48H72L73 50V52H74V50L75 49H79L80 50V48H78V46H76V44H74ZM84 45V44H83ZM82 44H81V49H82V46H83ZM24 46V47H25ZM28 46V45H27ZM39 45L38 46H36L37 48H35L36 49V51L37 52H40L39 50H40V48L42 47H40ZM48 46V45H47ZM72 46H73V44H72ZM85 46V45H84ZM7 47V48H6ZM29 47H30V45H29ZM28 47V48H29ZM33 47V46H32ZM40 47V48H39ZM44 47V46H43ZM41 48V49H43V53H42V51H41V53H37L36 52V54H40V56L42 55V57L44 56V57H47V56H45V54H44V50H45V48ZM46 47V46H45ZM51 47V46H50ZM53 47V46H52ZM51 47V48H52ZM56 47V46H55ZM55 47H53V50H54V48ZM74 47V46H73ZM187 47V46H186ZM23 48V47H22ZM39 48V50H37ZM51 48L49 49L50 50V52L52 51L51 50ZM199 48V49H198ZM198 48H193L192 47V49H191V47H187V48H185L184 46H183V48H181L180 47V50L182 49H184L183 51L181 50V51H179V53H180V55L179 54H177L176 55V58H175V62H174V64H173V67H175V69L178 71V73H177V78H178V83H179V91H180V93H179V98L181 99H179L180 100V110L181 111H179V109H178V112H180L179 113V116H180V121L182 120L181 118H183V115H184V121L185 122H182V124L183 123H186V124H183V125H185V126H183V128H181L182 126H180V131H181V133H180V131H179V134H181L180 136H181V138H180V142L179 141H176V139L177 140H179V137L177 138L176 137V139H175V142H176V144H175V147H178L179 149H182L183 150V152L185 153V154H183V152H182V155H181V150L178 152V153H180L179 155H178V153H177V156L178 157H180L181 156V158L179 159L177 156V158H178V164H182L180 167L182 168L183 167V163H179L180 162V160H182V156H185L183 159H184V163H186V161H188V162H191L192 164H193V170L194 171H191V169H190V172L189 171H187L186 169H187V167H186V164H184L185 165V167H186V169H185V167L184 168H182V169H180V172H182L181 170H186V171H184V174H186L185 172H187V174L186 175H190V176H187V178H185L184 176H181V177H183L184 179H182V178H180V179H182L181 180V188H182V190H183V192L185 191V192H187V193H184L185 194V196L186 197H188L189 196V198L188 199H190L189 200V202L191 203V209L193 210V207L196 205V204H194V205H192L194 202L193 201H196L195 203H197V200H195V199H198V198H195V197H198L199 196V194H201V193H199L202 189H205V187H206V191H207V193H209V196H210V198H212V203H213V205L214 206H216V207H214L215 208V210H219L220 211V209H222V210H224L223 212H222V210L220 211L221 212V214L222 213H224L225 212V214H222L223 215V221H222V223L224 222L225 223V225H224V223L223 224H221V226L222 227H219L218 229L220 230H217V231H219V232H216L219 236H218V240H220V242L219 243H221V245L219 246V247H211V249H210V251H209V253H202L199 249H198V251H200V253L196 250V251H193L192 249H195V248H190V244H191V242L189 243V242H187L188 240L189 241H192V238H191V240H190V237L191 236H189V238H188V235H190L189 234V232H191V228H190V230H188V228L187 227H185L186 228V230H187V234H186V230H185V228L184 229H182V232L184 233V235H183V237H186L185 239H187L188 238V240H186V242L187 243H185L184 245H183V247L184 248H188V249H190V252L191 253H193V252H196V253H193V255L195 254V256L193 257L194 258V260L195 259H197V261L196 262H194V261H192L191 259H192V256L190 255L191 253L189 252V253H187V257L188 258H190V256H191V259H189L188 261H187V264H188V262H190L191 263V261H192V263H199V262H203L202 264H264V215H263V210H264V206H262L261 205V203H262V201L263 200H261L260 201V199H261V194L264 192L263 190H260V189H263L264 188V186L262 185L263 184V182H264V153H262V152H264V75H262V76H257V74H255V77H256V80H255V78H254V80H253V77H254V75H253V77L251 76V80H253V85L252 86H250V87H248L249 89H247V91H245V95H242V93L240 92V94H239V98H241V99H239V100H244L245 99V104L243 103V100L241 101L242 103H243V105H242V103L241 104H239V100L237 101L238 103V105H237V108H238V110L240 111L241 110V114H240V112H239V120H240V122L241 123H243L244 122V124L246 123V122H249V123H253V124H255L254 126V128H252V130L250 131V132H252V134H250V132H249V136H248V134H246V136L245 135H243L244 137H242V135H237V124L236 123H234L231 119H230V117H229V114L227 113L226 114V110H225V107H226V104L225 103H222V102H224V101H222L223 99L221 98V97H223V93H221L220 95H219V93H220V90H219V86H220V82L221 81H219V79L220 78H222L221 80L223 81V77H222V75L221 74H219V71H216L217 70V66L215 65L216 63V60H217V57H216V53L215 54H213L214 53V51L213 52H211L212 50H210V49H207L206 47H204L203 48V50H202V48L201 47H198ZM1 50L3 49V48H0ZM9 49V48H8ZM23 49H25L24 50V52H25V54H27L28 52H26V48H23ZM29 49H32V48H29ZM29 49H27V51L29 50ZM55 49H57V48H55ZM59 49H62V48H59ZM59 49H57L58 51H60V52H65V51H61V50H59ZM201 49V50H200ZM20 50V49H19ZM34 50V49H33ZM33 50H29V52H30V54L31 53H34V51ZM47 50H48V48H46V52H47ZM48 50V51H49ZM63 50V49H62ZM69 50V49H68ZM66 51L65 53H68V52H70V51ZM78 50V51H79ZM205 50V51H204ZM21 51V50H20ZM20 51L18 52V53H20ZM58 51H56L57 53H55V57H56V59L58 58L57 57V55L56 54H58ZM206 51H210V52H206ZM1 52H3V51H1ZM5 53H6V51H4ZM3 52V53H4ZM13 51H11V53H12ZM15 52H17V51H15ZM15 52H13V55H14V53ZM23 51H22V53H21V56H22V54L24 53ZM50 52H48V53H50ZM17 53V54H18ZM52 53V52H51ZM75 53V52H74ZM7 54V53H6ZM6 54H3V56L4 55H6ZM35 54V53H34ZM33 54V55H34ZM35 54V55H36ZM44 54V55H43ZM54 54V53H53ZM70 54V53H69ZM73 54V53H72ZM72 54H70V56L69 57H71L72 56ZM78 54H81L80 56H82V52L80 53H78ZM250 55H251V57H252V60H251V57L249 58L251 61H253V60H257V61H262V60H264V56H259V55H255V54H253V53H249ZM248 54V55H249ZM7 55H9V54H7ZM12 54L11 55H9V57L11 56V58L10 59H13L14 57H16L15 55H14V57L12 58V56H13ZM29 54H27V56H28ZM34 55V56H35ZM47 55V54H46ZM59 55H60V53H59ZM58 55V56H59ZM64 55V54H63ZM63 55L61 54L60 55V57L63 59L64 57H63ZM75 55H77L76 53L74 54V56ZM180 57H179V56ZM215 55V56H214ZM249 55V56H250ZM264 55V54H263ZM0 56H1V58L3 57L1 54H0ZM26 55H25V57H26V59H25V57H24V55H23V57H24V60L26 61L28 58V63L30 62L29 60H33V57L32 58H30L31 56H29V57H27ZM53 56V55H52ZM51 56V57H52ZM65 61H63L64 63H66V60H68V56H67V54H65ZM79 56V57H80ZM93 55H91V57H92ZM248 56V57H249ZM257 56H259V58L257 57ZM8 57V58H9ZM17 57H18V55H17ZM23 57H21V58H23ZM37 57V56H36ZM48 57H49V55H48ZM46 58V60H47V62H46V60H45V62L46 63H48V67L52 64H50L49 65V60L48 59H50V58ZM54 57V58H55ZM76 57V56H75ZM78 57V58H79ZM214 57H216L215 59L216 60H214ZM258 59H257V58ZM41 57H39V59H40ZM67 58V59H66ZM83 58V57H82ZM93 58H95V57H92V59H90L89 60V63H90V61L92 60L93 61ZM5 59V58H4ZM43 59H45V58H43ZM51 59H53V57L51 58ZM50 59V60H51ZM55 59V60H56ZM60 59V58H59ZM81 59V58H80ZM3 59H1V62L0 63H2L3 61H2ZM7 60V59H6ZM20 60V62H22V60L21 59H19ZM35 60H37V59H35ZM41 60V59H40ZM54 60V61H55ZM71 60L72 59H70V62H71ZM73 60H76V62H77V59L76 58H74ZM82 60V62L84 63V61H83V59H81ZM80 60V61H81ZM95 60H97V59H95ZM94 60V61H95ZM214 62H213V61ZM8 61V60H7ZM7 61H4L5 62V66H7ZM11 60H9V62H10ZM15 62L17 61V60H14ZM24 61V62H25ZM41 61H43V60H41ZM53 61V62H54ZM57 61H59L58 59H57ZM69 61V60H68ZM210 61V62H209ZM15 62H13V64H15L16 65V63ZM20 62H18V65L21 67V63ZM24 62H23V64H24ZM33 62V64H35L34 63V61H31L30 63H32ZM37 62V61H36ZM40 62V61H39ZM56 62V61H55ZM54 62V63H55ZM70 62H69V64H70ZM73 62V61H72ZM82 62L80 63V62H78V64L79 65H81V67H82ZM10 63H12V62H10ZM9 63V64H10ZM25 63H27V61L25 62ZM74 63V62H73ZM86 63V62H85ZM95 63H96V66H97V62L95 61ZM95 63H92L91 62V65L92 64H95ZM206 63V64H205ZM210 63H212V64H210ZM3 64V63H2ZM1 64V65H2ZM13 64L12 65H10L11 67L13 66ZM30 65V67H32V66H34L33 68H34V70H35V67H37V65L35 64V65ZM40 64H41V62H40ZM68 63H66V65H67ZM77 63H76V65H78ZM209 64V65H208ZM213 64L216 66V68H215V70L212 68V66H213ZM0 65V66H1ZM27 65H29V64H25V66L27 67ZM55 65V64H54ZM75 65V64H74ZM75 65V66H76ZM86 65V64H85ZM208 65V66H207ZM4 66V67H5ZM19 66L17 67L18 69H19ZM53 66V65H52ZM88 66H90V65H88ZM95 66V65H94ZM9 67V66H8ZM10 67V68H11ZM13 67H15V66H13ZM15 67V68H16ZM23 67H24V65H23ZM29 67V66H28ZM29 67V70L30 69H32V68H30ZM54 67V66H53ZM67 67V66H66ZM91 67V66H90ZM179 67V68H178ZM209 67V68H208ZM214 67V66H213ZM16 68V69H17ZM44 70L43 68H41L40 66L39 67H37V69L38 70ZM52 68V67H51ZM51 68H49V69H51ZM57 68V67H56ZM56 68H54L55 70H56ZM69 68V67H68ZM71 68V67H70ZM70 68H69V70H70ZM92 69H93V66L91 67ZM12 69V68H11ZM23 69H25V67L23 68ZM22 69V71L24 72V70ZM46 69V73H47V76H48V78L50 77L48 74H50V73H48L47 72V68H45ZM53 69V70H54ZM71 69H75V71H76V67H74V66H72V68ZM80 69V68H79ZM10 70V69H9ZM14 70V71H13ZM12 71L13 72H15V69H13ZM20 70H21V68H20ZM20 70H19V72H20ZM28 70V71H29ZM34 70L32 71V73L34 72ZM40 70V71H41ZM94 70H96V67H95V69ZM11 71V72H12ZM18 71V70H17ZM26 71V70H25ZM27 71V72H28ZM49 71V70H48ZM74 71V70H73ZM217 73H216V72ZM19 72H18V74H19ZM22 72V75L25 77V75H24V73ZM30 72V71H29ZM43 72V71H42ZM45 72V71H44ZM55 72V71H54ZM54 72H52V73H54ZM77 72H78V70H77ZM93 72H95V71H93ZM1 73H3L2 72V70H1V72H0V74ZM21 73V72H20ZM31 73V72H30ZM35 73V72H34ZM36 73H38V74H35V76H34V74H32L31 76H34L35 78L36 77H39V79L41 78L40 77V74H41V72L39 73V71L38 72H36ZM76 72H74V74H75ZM79 73V72H78ZM14 74H16V73H14ZM29 74V73H28ZM28 74H26L27 76H28V78L26 79V81H29V83L31 82L30 80H34V77H33V79H30L29 80V75ZM60 75L59 77L61 78V79H59L58 77V79H59V81L61 80H63L62 79V77H61V75L62 74H59V73H55V74H53V75ZM96 74H97V71H96ZM95 74V75H96ZM12 75V74H11ZM37 75H39V76H37ZM46 75V74H45ZM71 75H73L72 73H71ZM76 75H77V73H76ZM78 75H80V74H78ZM78 75H77V77L76 78H78ZM94 75V74H93ZM93 75H92V77H93ZM95 75H94V77H95ZM219 75V76H218ZM221 75V76H220ZM3 76V75H2ZM22 76V77H23ZM30 76V77H31ZM47 76H46V78H47ZM23 77V78H24ZM43 77H45L44 76V73H43V75H42V78ZM55 77V76H54ZM54 77H53V79H52V77H50L51 78V80L53 81L54 80ZM80 77V76H79ZM91 77V80H93L94 82H95V78L93 79ZM220 77V78H219ZM260 78V79H258V78ZM1 78H3V77H1ZM32 78V77H31ZM50 78H49V80H50ZM57 78H55V80L57 79ZM73 78H74V76H72V80H73ZM262 78V79H261ZM19 80H21L20 78H18ZM17 79V80H18ZM25 79V78H24ZM23 79V80H24ZM75 79V78H74ZM78 79H81V78H78ZM36 80V79H35ZM43 80L44 79H42L41 80V82H43ZM48 80V81H49ZM50 80V84L49 85H47L46 86V83H45V88H49V91L48 92H52L53 94L55 93L56 94V92H57V95H59V91H56V87L59 85V83L57 82L58 80H56V83L54 82V84H56V87L55 88H53V86L51 87V88H53V89H55L54 91L55 92H53L52 90H51V88L49 87V86H51L52 84H51V81ZM96 80H97V82H98V76H97V78H96ZM164 82H165V80L166 79H162ZM37 81V80H36ZM35 81V82H36ZM46 81V80H45ZM44 81V82H45ZM60 81V82H61ZM93 81H92V83H93ZM19 82V81H18ZM24 82V81H23ZM41 82H39V81H37V83H41ZM47 82V81H46ZM70 82V81H69ZM69 82H66V83H69ZM73 82H75V80L73 81ZM22 83V82H21ZM21 83H17L18 84V86H19V84H21ZM28 83V85H30L31 86V84H33L34 83V81L31 83V84H29ZM63 83V81L61 82V84ZM71 83H72V81H71ZM79 83V81H77V84ZM80 83H81V81H80ZM79 83V84H80ZM91 83V82H90ZM90 83H89V85H90ZM91 83V84H92ZM220 83V84H219ZM34 84H36V83H34ZM75 84V86H76V83H73V85ZM97 84V83H96ZM165 84V83H164ZM1 85V84H0ZM16 85V84H15ZM21 85H24L25 86V84L23 83V84H21ZM20 85V86H21ZM42 85V84H41ZM41 85H36L35 86V88L37 87V86H39V88L41 87ZM44 85V84H43ZM63 85V87H65V89L62 87V89H64V91L63 90H61V91H63L65 94L67 93L68 94V92H65V90L67 89L66 88V85H64V83L62 84ZM68 85H70V84H68ZM72 85V84H71ZM98 85V84H97ZM97 85H95L94 86V88L96 87V89H97V92H99V90H98V87H97ZM18 86H16V88H14V89H16V91L18 92V96H19V93H21V90H22V88L20 87V91H18V89L19 88H17ZM27 86V85H26ZM25 86V87H26ZM55 86V85H54ZM91 86H93V84L91 85ZM3 85L1 86V88H2V91H3ZM25 87H23V88H25ZM33 87V86H32ZM60 87V86H59ZM70 87V86H69ZM74 87V86H73ZM73 87H71V89H73ZM76 87H78V85L76 86ZM80 87V86H79ZM1 88H0V90H1ZM38 88V87H37ZM44 88V86L41 88V89H45ZM91 89H92V87H90ZM27 89H29V88H27ZM40 89V91H42ZM59 90H60V88H58ZM69 89V88H68ZM67 89V90H68ZM71 89H69L70 91H71V93L73 92V95H70L71 93L69 92V97L71 96V97H73L71 100V102H73V101H75V104H76V102H77V105H79V103H80V107H77L76 109V111H78L79 110V108H81V103L82 102H80V97L78 96V98L79 99H75L76 98V93L74 92V91H76V89L77 88H74V90H71ZM26 90V89H25ZM33 90V89H32ZM32 90H28V91H32ZM35 90V89H34ZM33 90V92H35ZM46 90V89H45ZM44 90V91H45ZM51 90V91H50ZM66 90V91H67ZM93 90V89H92ZM91 90V91H92ZM36 91H39V89L38 90H36ZM39 91V92H40ZM44 91H42V92H44ZM94 92V95L96 94V96H97V92H95V89L93 90ZM101 91V90H100ZM25 92V91H24ZM41 92V93H42ZM47 92V91H46ZM45 92V93H46ZM22 93H23V91H22ZM27 90H26V96H27ZM29 93H31V92H29ZM44 93V94H45ZM52 93H47V94H52ZM62 92H60V94H61ZM93 93H91V96H92V94ZM3 94H4V91H3V93H2V96H3ZM9 94V93H8ZM13 94H15V93H13ZM17 94V93H16ZM34 94V93H33ZM37 94V93H36ZM66 94V95H67ZM78 94V93H77ZM99 94H100V92H99ZM98 94V95H99ZM21 95H24V93L23 94H21ZM20 95V96H21ZM39 95V94H38ZM43 95V94H42ZM46 95V94H45ZM79 95V94H78ZM240 95H241V97H240ZM1 96V95H0ZM12 96H14V95H12ZM31 96H32V94H31ZM30 96V97H31ZM34 97H33V99L35 98V94L33 95ZM40 96V95H39ZM48 96V95H47ZM53 96V95H52ZM51 96V100H52V97ZM56 95H54V97H55ZM243 96V97H242ZM6 97H7V95H6ZM10 97V96H9ZM27 97H29V96H27ZM27 97H25V95H24V98H27ZM29 97V98H30ZM43 97L44 96H42V98H39V99H42L43 100ZM46 97V96H45ZM45 97H44V99H45ZM98 97V96H97ZM97 97L95 98V96H94V98H93V96H92V99H96V100H92V99H90L91 100V103L93 102V104H91L92 105V108H93V110H94V108L95 107H93V106H95L96 105V103H98V102H96V103H94V101H97ZM246 97H247V99H246ZM3 98V97H2ZM18 98V97H17ZM16 98V99H17ZM20 98V97H19ZM19 98H18V100H19ZM29 98H28V102H29ZM37 98H38V96H37ZM222 100H221V99ZM11 99V98H10ZM12 99H13V97H12ZM21 99H23L22 98V96H21ZM20 99V101L19 102H21L22 100ZM7 100H9L8 98H7ZM26 100V99H25ZM48 100H49V98H48ZM47 99H46V101H45V103H47L48 105H50L49 104V102H47L48 101ZM53 100H55V98H53ZM0 101H1V99H0ZM11 102H12V100H10ZM17 103H18V101L17 100H15ZM35 101V100H34ZM39 101V100H38ZM41 101V100H40ZM39 101V103H37V104H40V106L42 107H45L44 106V104L43 105H41L42 103ZM1 102H3V101H1ZM10 102V105L12 104ZM16 102H14L15 103V105L17 104ZM24 102V101H23ZM35 102H37V99H36V101ZM35 102H32L33 103V106L32 107H35L36 105H34L35 104ZM51 102H53V103H55L56 104V101L54 102V101H51ZM50 102V103H51ZM79 102V103H78ZM25 103V105L27 104L28 105V103H26V101L24 102ZM24 103H23V105H24ZM182 103V104H181ZM18 104H20V103H18ZM17 104V105H18ZM22 104V103H21ZM30 104L31 103H29V106L27 107V110H29L30 112H32L31 110L33 109V108H31V109H29V107H30ZM46 104V108H47V105ZM70 104H73V103H70ZM95 104V105H94ZM256 104V105H255ZM14 105V106H15ZM32 105V104H31ZM240 105V106H239ZM258 105V107H256ZM13 106V105H12ZM55 106H57V105H55ZM224 106V107H223ZM243 108H242V107ZM19 107H21V106H17L16 108H18L19 109ZM24 108H26L25 106H23ZM36 107H38V106H36ZM41 107H38L39 108V110H40V108ZM43 107L41 108L42 110H44V111H42V113L43 112H45L46 110L45 109H43ZM50 107V106H49ZM72 107L74 108V104L71 106V107H69V108H71L70 110H72ZM76 107V106H75ZM240 107H241V109H240ZM245 107V108H244ZM16 108H15V110H16ZM38 108H37V110H38ZM52 108H54V111L56 110L55 109V107H51L50 109H48L49 111H48V113L51 111V109ZM58 110H59V108L61 109V107H59L58 108V106L56 107ZM63 108V107H62ZM96 108H97V105H96ZM95 108V109H96ZM14 109V108H13ZM17 109V110H18ZM21 110L20 111H22V110H24V109H22V107L20 108ZM36 109V108H35ZM244 109V110H243ZM26 110V111H27ZM38 110V111H39ZM53 110V109H52ZM61 110H63L64 111V109H61ZM58 111L59 113H63V111ZM74 110H75V108H74ZM19 111V110H18ZM36 111V110H35ZM35 111H33V112H35ZM38 111H36V112H38ZM54 111L52 112V114L54 113ZM76 111L74 112V113H76ZM80 111L82 112V110L80 109ZM97 111V110H96ZM23 112V111H22ZM22 112L18 115V116H15V117H13V119H11V120H14V119H16V117L17 118H20V115L22 114ZM25 112V111H24ZM23 112V113H24ZM28 112V111H27ZM67 112V111H66ZM66 112L65 113H61L63 116H62V118L60 119V117H61V115H60V117H59V119H57L58 117L57 116H55V114L57 113V111H55V114H53V116H55L54 118H53V120L51 119L53 116H51V118L50 119H48V121L49 120H51L52 122L53 121H55V120H57L56 121V124H57V122H58V120H62L63 118H64V116H66V115H64V114H66ZM47 113V114H48ZM69 113H72V111L70 112L69 111ZM251 113V114H250ZM26 114V113H25ZM24 114V115H25ZM31 114V113H30ZM35 114H38V113H35ZM41 114V113H40ZM40 114H38V115H40ZM44 114H46V112L44 113ZM80 114V112H78V115ZM181 114V115H180ZM23 115V114H22ZM24 115H23V117H24ZM28 115V114H27ZM34 117H35V115L34 114H32ZM37 115V123H38V116ZM51 114H49V115H47V116H50ZM58 115V114H57ZM68 115V114H67ZM77 114H75V116L73 115L72 117H74L73 119H76V118H79L81 115H79V117H77L76 116ZM92 115H94L95 116V114L93 113ZM41 116V115H40ZM42 116H45V115H43L42 114ZM97 116V115H96ZM95 116V117H96ZM178 116V117H179ZM187 116V117H186ZM248 116H249V119H248ZM25 117H26V115H25ZM29 117V119H31V118H33L32 119V121L34 120V121H36L35 120V118L34 117H31L30 118V116H28ZM57 117V118H56ZM76 117V118H75ZM89 117V116H88ZM42 118V117H41ZM47 118V117H46ZM45 118V119H46ZM56 118V119H55ZM81 118V117H80ZM25 119V118H24ZM28 119V118H27ZM85 119V116H84V118L82 119L81 118V120L83 121ZM89 119V118H88ZM93 119H94V117H93ZM98 119V118H97ZM189 119V120H188ZM19 120V119H18ZM17 120V121H18ZM80 120V119H79ZM86 121H85V123L88 121L87 119H85ZM16 120H15V122H17ZM40 121V120H39ZM48 121L46 120V122H47V125H49L48 124ZM69 121H71V120H68V123H67V120H66V123H64L65 125L66 124H68V126H70L72 123H74V122H76V120L75 121H71L72 123H70ZM78 121V120H77ZM183 121V120H182ZM246 121V122H245ZM9 122V121H8ZM14 122V121H13ZM14 122V124H16ZM26 122V123H25ZM28 122H29V125H30V121L28 120ZM27 122V120H24V124H27L28 123ZM41 122H42V119H41ZM45 122V120L42 122V123H44ZM50 122V121H49ZM63 122H65V121H63L62 120V123ZM84 122V121H83ZM11 123V122H10ZM18 123H21L20 121L18 122ZM34 123V122H33ZM32 122H31V124H33ZM41 123V124H42ZM54 123V122H53ZM61 123V122H60ZM62 123L60 124V126L62 125ZM78 123L79 124H77V126L76 125H74L73 124V127H71L72 129H74L75 127H82V124H80V121H78ZM82 123V122H81ZM3 123H1V125H2ZM5 124V123H4ZM7 124V123H6ZM55 124V126L56 127H58L57 125ZM63 124V125H64ZM76 124V123H75ZM87 124H88V127L86 128L85 126H84V124H83V129L85 128V129H90L91 130V128H89V122H87ZM181 124V125H182ZM257 124V125H256ZM9 125V124H8ZM22 126H24L23 124H21ZM35 125V124H34ZM34 125H30L29 127L31 128V126H34ZM43 125H45V124H43ZM12 126H13V124H12ZM16 126V129H18L17 128V125H15ZM15 126H13L14 128H15ZM18 126H19V124H18ZM22 126H20V127H22ZM27 127H26V129L24 130V131H27L28 130V124L26 125ZM39 126H41L39 123H38V127H36L37 129L39 128ZM92 126V125H91ZM9 127H10V125H9ZM44 127V126H43ZM49 127H51V124L49 125ZM64 127H66L65 129H66V132L65 131H63L64 129H61V127L59 128L60 130H62L63 131V133L64 134H66L67 133V131H68V127L67 126H64ZM63 127V128H64ZM23 128V127H22ZM21 128V129H22ZM24 128H25V126H24ZM23 128V129H24ZM30 128H29V131H30ZM34 128H35V126L33 127V129L32 130H34ZM35 128V129H36ZM45 128L47 129V126H45ZM52 128H54V127H52ZM40 129H44V128H40ZM39 129V130H40ZM54 129H56V128H54ZM54 129H52L53 131H54ZM59 129H57V131L59 130ZM75 129H77V128H75ZM80 129V128H79ZM83 130L82 131V134L84 135V132L86 131V130ZM39 130H38V132H39ZM51 130V129H50ZM70 130L71 129H69V132L68 133H70ZM88 130H87V132H88ZM21 131V130H20ZM28 131V132H29ZM41 132L39 133V135H40V140L41 139H43V138H41V133H42V130H40ZM44 131V130H43ZM80 132H79V135H80V133H81V130H79ZM27 132V133H28ZM37 132V131H36ZM45 132V131H44ZM54 132H56V130L54 131ZM87 132H85L86 134H87ZM90 132H92V130L90 131ZM90 132L88 133V135H85V137L87 136V137H90V138H88V143H86L87 144V146L88 145H90V146H92L91 144V139L93 138L92 137V133H93V136H94V132H92L91 133V135H90ZM22 133H24V132H22ZM34 133V132H33ZM49 133V132H48ZM60 133V131L56 134L57 136H58V134ZM68 133H67V135H68ZM25 134V133H24ZM29 134V133H28ZM36 134V133H35ZM35 134H33L34 135V137H32V136H29V137H26L27 136V134H25V136L24 135H22V136H24V139H25V137L28 139V138H30V137H32V142H34L33 141V138L34 139H36V141L35 142H37V143H35L36 144V146H37V144L38 143H40V144H42L41 142H38L39 141V138L37 137L36 138V135ZM178 134V133H177ZM236 134V135H235ZM31 135H32V133H31ZM43 135V134H42ZM46 137H47V134H44ZM56 135H51V137H50V135L47 137L48 138V140H47V138H46V140L48 141H46L45 139H43L44 141H46V144L47 145H49L48 143H50L49 142V137L50 138H53V137H55V139H56ZM60 135V134H59ZM83 135H80V136H83ZM252 135V136H251ZM256 135V136H255ZM1 136V135H0ZM4 136L5 135H3L1 138H4ZM8 136V135H7ZM6 136V138L7 139H9V137H7ZM60 136H62V132H61V135ZM59 136V139L60 140H62V137H60ZM65 136V135H64ZM69 138H71V135L69 134ZM73 136V135H72ZM78 136V135H77ZM78 137V138H81V137ZM176 136H179V135H176ZM67 137V136H66ZM85 137H83V138H85ZM99 136H97V137H95L94 136V138L92 139V140H96V138L98 139V141L96 140V141H93L94 143L96 142H99V138H98ZM246 137H248V139L250 140V141H252L251 143L252 144H250V142L248 141V139L246 138ZM252 137V138H251ZM5 138V139H6ZM58 138V137H57ZM183 138V139H182ZM241 138V139H240ZM5 139H2V140H5ZM7 139H6V141H7ZM54 138H53V141L55 140ZM65 139V138H64ZM72 139V138H71ZM90 139V140H89ZM181 139H182V141H181ZM238 139H239V141H238ZM12 140V139H11ZM11 140H9V141H11ZM38 140V141H37ZM42 140V142H44ZM58 140V139H57ZM66 140H68V139H66ZM66 140H64L63 142L65 143V141ZM74 140V139H73ZM81 140H82V138H81ZM183 140H185V145H184V143H183ZM246 140H247V142H248V145L250 144V146L251 145H253L252 146V149H251V147H249L248 145H247V142H246ZM13 141V140H12ZM12 141L10 142L11 144H12ZM50 141H52V139H50ZM52 141V142H53ZM59 141V140H58ZM57 141V142H58ZM68 141H70V140H68ZM84 141H85V139H84ZM89 141H91V142H89ZM55 142V141H54ZM53 142V143H54ZM61 142L62 141H60V142H58L59 143V145H64L63 144V142H62V144H61ZM71 142H74V141H72L71 140ZM75 142H76V140H75ZM15 143H16V141H15ZM14 142H13V146L15 147V148H18L19 146L18 145H16ZM26 142H24V145H26L27 143H28V140H27V143L25 144ZM30 144H31V141L29 142ZM28 143V144H29ZM66 143H67V141H66ZM85 143V142H84ZM91 143V144H90ZM177 143H179L180 145H178ZM29 144V145H30ZM35 144H34V148H36V146H35ZM39 144V145H40ZM71 143L69 142V146H72V145H70ZM241 144V145H240ZM21 145V144H20ZM38 145V146H39ZM45 144L43 143V146H44ZM46 145V146H47ZM53 145H55V144H52V145H50V146H52L53 147ZM75 145V144H74ZM177 145V146H176ZM18 146V147H17ZM38 146H37V148H38ZM41 146V145H40ZM43 146H41V147H43ZM49 146V147H50ZM56 146H58V144L56 143ZM87 146H86V148H87ZM89 146V147H90ZM93 146H94V144H93ZM97 146L99 147V145L97 144ZM96 145H95V147H97ZM113 146V145H112ZM111 145L110 146H108L109 148L108 149H110V147H112ZM180 146V147H179ZM184 146H185V149H184ZM239 146V147H238ZM241 146H242V148H241ZM244 146V147H243ZM246 146V147H245ZM27 146H25L24 148L27 150V148H26ZM28 147H31V148H29V149H32V147H33V143L31 144V146H28ZM66 147H67V144H66ZM66 147H65V145H64V147L62 146V148H61V150L60 151H62L63 152V150L64 149H66ZM248 147V148H247ZM33 148V149H34ZM44 148V147H43ZM45 148H47V147H45ZM45 148H44V150H45ZM54 148V147H53ZM56 148V147H55ZM70 148V147H69ZM85 148V147H84ZM86 148H85V152H86ZM187 148V149H186ZM241 148V149H240ZM251 150H250V149ZM25 149H24V151H25ZM42 149V148H41ZM49 149H51L52 150V148L50 147ZM70 149H72V148H70ZM69 149V150H70ZM90 152H94V150L96 149V150H98L97 148H94V147H92V151L89 149V148H87ZM94 149V150H93ZM115 150V148H111V150H112V152H111V154L109 153V155H111V156H113V151ZM189 149V150H188ZM245 149V150H244ZM0 150H2V149H0ZM36 150V149H35ZM55 150H59V147H57V149H55ZM55 150H53V151H55ZM87 150V151H88ZM177 150V149H176ZM243 150V151H242ZM247 150V151H246ZM29 152H30V150H28ZM32 151V150H31ZM38 151H41V152H43L42 150H40V148L37 150V152ZM47 151L48 150H46V152L44 151V153H40V155H43V156H46L47 155ZM50 151V150H49ZM65 151V150H64ZM71 151V150H70ZM89 151H88V156H89V154H90V156H92L91 155V153H89ZM110 151V150H109ZM186 151H187V153H186ZM249 151V152H248ZM254 151V152H253ZM258 151V152H257ZM1 152V151H0ZM36 152V153H37ZM56 152V151H55ZM61 152V153H62ZM72 152V151H71ZM99 152V153H98ZM98 152L97 153H95V155L97 156L98 154L100 155V151L98 150ZM261 152V153H260ZM57 153H58V151H57ZM25 154H27V155H29L28 154V152L26 151V153H24L23 152V158L24 157H26V156H24ZM30 154H31V152H30ZM32 154H34L35 155V153H34V150H33V152H32ZM31 154V157L33 158V157H36V159L37 160H32V158L31 159H29L30 161H37L38 162V158H37V156H39V152L34 156V155H32ZM44 154H46V155H44ZM189 156V158L187 159V155ZM254 154V155H253ZM256 154H258L257 155V158H256ZM58 155H59V153H58ZM64 152H63V154H62V159L64 158V157H68V155H64ZM98 155V156H99ZM108 154L106 155V156H104V157H106L107 158V160H106V162L108 161V158L110 157L111 158V156H109ZM89 156V157H90ZM94 156V155H93ZM96 156H94L93 158H92V160L91 161H89L91 164H94L96 161H97V163L99 162V160H100V156L99 157H97V158H95ZM102 156V155H101ZM255 156V157H254ZM261 156H263V157H261ZM11 159H13V160H15L14 159V157H13V155L11 154ZM27 157H29L30 158V155L29 156H27ZM26 157V158H27ZM26 158L24 159V160H26ZM46 158V157H45ZM71 158H73V157H71ZM95 158V159H94ZM99 158V160H96V159H98ZM105 158V159H106ZM255 158V159H254ZM263 158V159H262ZM28 159V158H27ZM33 159H35V158H33ZM52 158H50V160H51ZM80 161H82L81 159L82 158H78ZM89 159H91V157L89 158ZM250 159V160H249ZM28 160V161H29ZM43 160H45V159H42V162H40L41 160H39V164H40V166H41V169H40V172H41V170H42V165H41V163H43V165L44 164H46V163H44V161ZM47 160V159H46ZM49 160V161H50ZM54 160V159H53ZM53 160H51L52 162H51V164L53 165V164H56V162L54 163V161ZM57 160V159H56ZM63 160H65V158L63 159ZM62 160V161H63ZM68 160H69V162H71V160H70V157L68 158ZM67 160V161H68ZM73 160V159H72ZM74 160H75V158H74ZM79 160H77V161H79ZM84 160V159H83ZM85 160L87 161L88 160V158H85ZM93 160L95 161L94 163H93ZM186 160V161H185ZM252 160V161H251ZM27 161V160H26ZM26 161H24L25 163L24 164H26L27 166H29L28 165V163L30 162H26ZM48 161V162H49ZM66 161V160H65ZM67 161L64 163L65 165H66V163H67ZM101 161V160H100ZM257 161V162H256ZM259 161V162H258ZM57 162H58V160H57ZM60 162V161H59ZM58 162V163H59ZM67 163V165L68 164H70V163ZM73 162H75L74 164L75 165H77L78 166V164H77V162L76 161H73ZM85 161H83V162H80V163H84ZM106 162H104L103 161V163L105 164ZM181 162H183V161H181ZM31 163V162H30ZM79 163V164H80ZM86 164H88L87 162H85ZM90 163H89V166H90ZM97 163H95V165H97ZM103 163H102V166H103ZM256 165H255V164ZM260 163V164H259ZM37 164V163H36ZM34 162L32 163V164H30V166H32L33 165V171L35 170L36 171V168H38L39 167V164H37L38 166L37 167H35L34 165H36ZM49 164L50 163H48L47 165L49 166ZM51 164H50V166H51ZM60 164L61 165H63L64 166V164H62L61 162H60ZM71 164H72V162H71ZM99 164V163H98ZM107 164V163H106ZM106 164L104 165V167L106 166ZM199 164V165H198ZM57 165V164H56ZM55 165V166H56ZM73 165V164H72ZM71 165V166H72ZM84 166H85V164H83ZM94 165V166H95ZM201 165V166H200ZM261 165V166H260ZM27 166H25L24 165V167H27ZM29 166V167H30ZM77 166H72V167H77ZM93 165H91V167H92ZM98 166V165H97ZM97 166H95V168H97ZM234 166H235V168H234ZM249 166V167H248ZM250 166H251V168H250ZM258 168H256V167ZM28 167V168H29ZM44 167H45V165H44ZM43 167V168H44ZM65 167V166H64ZM67 167H69V166H67ZM66 167V168H67ZM79 167V166H78ZM90 167V168H91ZM99 167V166H98ZM71 168V167H70ZM69 168V169H70ZM250 168V169H249ZM255 168V169H254ZM32 169L30 168V170L32 171ZM39 169H38V171H39ZM254 169V170H253ZM261 169H263V170H261ZM71 170V169H70ZM74 170V169H73ZM196 170V171H195ZM249 170V171H248ZM260 170V171H259ZM25 171H27V170H25ZM39 172V173H40ZM43 172V171H42ZM41 172V173H42ZM74 172V171H73ZM188 172H189V174H188ZM195 172H197V173H195ZM248 172V173H247ZM249 172H251V173H249ZM259 173V174H257V173ZM262 172V173H261ZM39 173H31V174H33L34 176L35 175H37V174H39ZM47 173H49V172H46L45 174L46 175H48ZM72 173V172H71ZM92 173L94 174V169H93V167H92ZM194 173V174H193ZM199 173H201V174H199ZM24 174H26L25 172H24ZM27 174H30L29 172L27 173ZM26 174V175H27ZM31 174H30V177H32L31 176ZM73 174V173H72ZM93 174H92V176H93ZM181 175H184L183 173H180ZM204 174V175H203ZM241 174H242V176H241ZM248 174V175H247ZM254 174H256V175H254ZM26 175H24V177L26 176ZM80 175V174H79ZM185 175V176H186ZM193 175V176H192ZM200 175V176H199ZM33 176V177H34ZM40 176V175H39ZM38 176V177H39ZM42 176V175H41ZM41 176H40V178H41ZM45 175H43V177H44ZM49 176V175H48ZM48 176L46 177V178H48ZM81 176V175H80ZM248 178H247V177ZM255 176V177H254ZM20 177V176H19ZM18 177V178H19ZM38 177H36V179L38 178ZM52 177V176H51ZM51 177L49 178L52 182H54L55 181V178H53L54 179V181H53V179H51ZM72 177H73V175H72ZM191 178L192 180H193V182H192V180H190V179H188V178ZM193 177V178H192ZM195 177V178H194ZM200 177V178H199ZM233 177V178H232ZM241 179H240V178ZM258 177H260V178H258ZM263 177V178H262ZM14 179H16L17 180V178H15V177H13ZM28 177L26 176V178L25 179H27ZM35 178V177H34ZM197 178V179H196ZM204 178V179H203ZM255 178V179H254ZM20 179V178H19ZM24 179V180H25ZM30 178H28V180H29ZM48 179V180H49ZM88 179V178H87ZM90 179H92V178H90ZM186 179V180H185ZM187 179L189 180V181H191L192 183H191V185L193 184V185H196L197 187L195 188V187H193V189L191 188V193L190 192H188V189H190V188H184V183L186 184V187H188V183H189V185H190V182H186L187 181ZM231 179V180H230ZM258 179V180H257ZM260 179V180H259ZM31 180V179H30ZM41 180H43L42 178L40 179V181ZM92 180H94V181H92V183H93V185L96 183L95 182V179H92ZM199 180V181H198ZM217 180V181H216ZM240 180V181H239ZM17 181H19L20 182V180H17ZM26 181V183H24L25 185L24 186H26L27 184H30L31 185V183H28L27 182V180H25ZM24 181V182H25ZM45 181V180H44ZM46 181H47V179H46ZM51 181H48V182H46V184L48 183V184H50L51 185ZM59 181V180H58ZM89 181V180H88ZM97 181V180H96ZM259 181H261V183H259V184H261L262 185V187L259 189V186H258V182ZM33 182V181H32ZM91 182V180L89 181V183ZM233 182V183H232ZM257 182V183H256ZM43 183H45V182H42V185H43ZM60 183H62V181H60V182H58V184H60ZM183 183V184H182ZM195 183V184H194ZM197 183H198V185H199V183H200V187L198 188V185H197ZM232 183V184H231ZM252 183V184H251ZM45 184V185H46ZM57 184V180L55 181V185H58ZM74 184V183H73ZM91 184V183H90ZM89 184V185H90ZM209 184V185H208ZM212 186H211V185ZM92 185V184H91ZM90 185V186H91ZM190 185V187H192ZM206 185H208V186H206ZM232 185H233V187H232ZM257 185V186H256ZM29 186V185H28ZM32 186V185H31ZM31 186H29V187H31ZM203 188H202V187ZM217 186V187H216ZM221 186V187H220ZM226 186V187H225ZM25 188V190H27L26 189V187H24ZM108 187H106L105 188V190L107 189ZM224 188V189H223ZM33 189V188H32ZM187 191H186V190ZM194 189L196 190V191H198V192H196V194L198 195H196L195 194V192H192V191H194ZM201 189V190H200ZM209 189V190H208ZM251 189V190H250ZM252 189H253V191H252ZM259 189V190H258ZM24 190V191H25ZM45 190V189H44ZM216 190V191H215ZM221 190H223V191H221ZM32 190H31V188H29V196L31 195L30 194V192H31ZM107 191H109V192H106L105 193V199H106V205H109V206H111V207H113V205H115V204H113V198H111V200L112 201H110V197L112 196V195H110V194H112V192H111V189L110 190H108L107 189ZM260 191V192H259ZM263 191V192H262ZM219 192V193H218ZM231 192V193H230ZM36 193V192H35ZM47 193V192H46ZM109 194V196L108 197H106L108 194ZM191 195H190V194ZM199 193V194H198ZM213 193H215L216 194V196H215V194H213ZM227 193V194H226ZM258 193H260V194H258ZM192 194L194 195L195 194V196L192 198V197H190V196H192ZM212 194V195H211ZM256 194V195H255ZM36 195V194H35ZM254 195V196H253ZM259 195V196H258ZM263 195V194H262ZM214 196V197H213ZM264 196H262V198H263ZM48 198V197H47ZM107 198H109V201H108V199ZM191 198H192V200H191ZM226 198H227V200H226ZM31 199L32 200H34V198L33 197H31ZM199 199H200V196H199ZM199 199H198V202L200 203V201H199ZM214 199V200H213ZM264 199V198H263ZM201 200L203 201H201L202 203H204V200H203V197L201 196ZM219 200V201H218ZM259 201H260V203H259ZM25 202V204H26V202H28V201H24ZM112 202V203H111ZM216 204H215V203ZM29 204H30V206H31V204H32V201L31 202H28ZM35 203V202H34ZM82 203V202H81ZM109 203H111V204H109ZM199 203H197L198 205H199ZM201 203V204H202ZM243 203V204H242ZM255 203V204H254ZM205 204V203H204ZM218 204V205H217ZM220 204H222V205H220ZM26 205H28V204H26ZM32 205H35V204H32ZM41 205V204H40ZM40 205H39V210H40V208L42 207L43 208V206H41L40 207ZM197 205V206H198ZM258 205H260V206H258ZM29 206V205H28ZM28 206L26 207H24V209L25 208H28ZM36 207H37V205H35ZM51 206V205H50ZM81 206V205H80ZM84 206V205H83ZM83 206H81V207H83ZM109 206H106V209H108V211L109 210H111V212H109V213H111V214H109L108 213V211L106 210V212H107V215L109 214V216L110 217H112V215H113V209L114 208H112V209H110L111 207H109ZM201 206L202 205H200V207L198 208V207H196L197 209H198V211H199V209H201L202 210V208H201ZM220 206V207H219ZM224 206V207H223ZM35 207V208H36ZM229 207V208H228ZM258 207H259V209H258ZM261 207H263L262 209V211H261ZM38 208H37V210H38ZM41 208V209H42ZM51 208H53V207H51ZM55 208V207H54ZM53 208V209H54ZM83 208H85V207H83ZM195 208V207H194ZM219 208V209H218ZM227 208H228V210H227ZM30 209V208H29ZM81 209V208H80ZM204 209H205V206H204ZM204 209H203V211H201L200 210V212H199V214L201 215L202 213L201 212H203V214H204ZM259 211H258V210ZM27 210V209H26ZM25 210V213L27 214V211ZM34 210V209H33ZM37 210L35 209V211L37 212ZM58 210V213H62L63 212V209H56L55 211H57ZM59 210H61V211H59ZM192 210H190V215L195 219V220H198L197 222H198V224L202 221L203 222V224L205 223L204 221L205 220H200V217L202 218V219H204L203 217H204V215L203 216H200L199 215V217H196V216H198L197 214H198V211L196 210H193L195 213H197V214H194V213H192L193 211ZM227 210V211H226ZM80 211V210H79ZM82 211V210H81ZM230 211V212H229ZM232 211V212H231ZM256 211H258L259 213H257ZM260 211H261V216H259L260 215ZM238 212V213H237ZM34 213V212H33ZM82 213V212H81ZM193 215H192V214ZM227 213V214H226ZM228 213H229V215H228ZM233 214V216H232V214ZM258 215H257V214ZM25 214V215H26ZM30 214H31V210H30ZM230 214H231V216H230ZM28 216H29V210H28V214H27ZM82 215V214H81ZM244 215V216H243ZM246 215V216H245ZM27 216V218L25 219L27 222V224L25 223V225H28L29 223V221L31 220L30 219V217H28ZM31 216V215H30ZM85 216V215H84ZM83 216V217H84ZM185 217V215L183 214L182 215V217ZM243 216V217H242ZM255 216H256V218H257V220H256V222L254 223V218H255ZM86 217L87 216H85L84 218L86 219ZM239 217V218H238ZM240 217H242V218H240ZM30 220H29V219ZM198 218V219H197ZM231 218H233V219H231ZM246 218V219H245ZM255 218V219H256ZM260 218H262V224L260 225ZM28 219V220H27ZM85 219H83L82 218V220H85ZM112 219V218H111ZM107 220H109V218L107 219ZM180 220H182L181 219V216H180ZM224 220H229L228 222H226V221H224ZM237 222H236V221ZM241 220V221H240ZM245 220V222H243ZM253 221V222H252ZM108 222V221H107ZM233 222V223H232ZM248 222V223H247ZM258 222V223H257ZM31 224H32V220H31V222H30ZM236 223V224H235ZM239 223H241V224H243V225H241V224H239ZM246 223V224H245ZM252 223L254 224L253 226L254 227H252L251 225H252ZM256 223L261 227V228H263V229H261L258 225H256ZM34 224V223H33ZM108 224V223H107ZM203 224H199V226H201V227H204V229H205V226H203ZM231 224V225H230ZM232 224H234V225H232ZM245 224V225H244ZM241 225V226H240ZM247 225H248V227H247ZM256 225V226H255ZM263 225V226H262ZM29 226H30V228H31V230H34V228L36 227V228H38L37 226H35V227H33V229H32V226L29 224ZM34 226V225H33ZM108 226V225H107ZM199 226L198 227H196V229L198 228V229H203V228H199ZM225 226V228H223ZM236 226V227H235ZM244 226V227H243ZM245 226H246V228H245ZM249 226H251L252 227V229L254 230V233H253V230L251 229V227H250V229H249ZM259 227V229H257L256 230V227ZM26 227H28V226H26ZM25 227V228H26ZM227 227H228V229H227ZM231 227V228H230ZM236 229H235V228ZM241 227V228H240ZM257 227V228H258ZM30 228H28V229H30ZM107 228V227H106ZM221 228V229H220ZM237 228L239 229V230H237ZM27 229V228H26ZM108 229H109V227H108ZM107 229V230H108ZM232 229V230H231ZM242 229L244 230L245 229V231H246V229L248 230H250V233L248 234V232L249 231H247V233L245 232V231H242ZM223 232H222V231ZM234 230H236V231H234ZM36 231V230H35ZM43 231L44 230H42L41 232L43 233ZM109 231V230H108ZM192 231H194V230H192ZM225 231V232H224ZM237 231H238V234H237ZM240 231L243 233H240ZM262 231V232H261ZM45 232V231H44ZM194 232H196V231H194ZM261 234H260V233ZM221 233V234H220ZM255 233H257V235L255 234ZM224 236H223V235ZM232 234V235H231ZM241 236H240V235ZM260 234V235H259ZM193 235V234H192ZM235 235V236H234ZM238 235V236H237ZM253 235V236H252ZM230 236V237H229ZM237 236V237H236ZM241 238H240V237ZM84 237V242L87 240V239H89V238H87L86 239V237L85 236H83ZM88 237V236H87ZM236 237V238H235ZM219 238H221V239H219ZM224 238V239H223ZM233 238V239H232ZM245 238V239H244ZM250 238V239H249ZM228 239V240H227ZM81 240V237L79 238V241ZM90 240V239H89ZM227 240V241H226ZM245 240V241H244ZM24 241H26V242H24V244L25 243H28L27 241L28 240H24ZM88 241V240H87ZM108 243L110 242V241H108V240H106ZM238 241V242H237ZM31 242V241H30ZM243 242V243H242ZM259 242V243H258ZM80 243H82V242H80ZM192 243H193V241H192ZM223 243V244H222ZM230 243V244H229ZM29 244V243H28ZM107 244V243H106ZM246 244V245H245ZM192 245V247H195V246H193V244H191ZM228 245V246H227ZM248 245V246H247ZM26 246V249L29 251H31L32 250V248L31 249H28V246L27 245H25ZM25 246H24V248H25ZM30 246V245H29ZM107 246H108V248H107ZM107 246H105L107 249H109L110 248V246L113 248V245H111V243H109V244H107ZM187 246V247H186ZM104 247V246H103ZM224 247H225V249H224ZM262 247V248H261ZM30 248V247H29ZM213 248V249H212ZM256 248V249H255ZM111 249V248H110ZM110 249H109V251H110ZM114 249V248H113ZM197 249V248H196ZM245 249V250H244ZM252 249V250H251ZM256 250V252H255V250ZM261 249V250H260ZM187 250V249H186ZM186 250H184V251H186ZM231 250V251H230ZM251 250V251H250ZM27 251V252H28ZM25 252V251H24ZM27 252H25V253H27ZM259 252V253H258ZM261 252V253H260ZM25 253H24V256H25ZM30 252H28L27 254H29ZM33 253V250L31 251V254ZM241 253L243 254V255H241ZM246 253H249V254H246ZM197 255H199V256H201V257H199V259L197 258ZM234 255V256H233ZM253 255V256H252ZM28 256V255H27ZM32 256V255H31ZM34 256V255H33ZM203 256H205V257H203ZM242 256V257H241ZM252 256V257H251ZM29 257H30V255H29ZM29 257H27V260H26V258H24L25 259V261L28 263L29 262V260L30 259H28ZM221 257V258H220ZM251 258V260H250V258ZM253 257H254V259H253ZM30 258H32V257H30ZM249 258V259H248ZM258 258V259H257ZM33 259V258H32ZM245 259V260H244ZM256 259V260H255ZM238 260V261H237ZM32 260H30V262H31ZM34 261H35V258H34ZM245 261V262H244ZM255 261H257V263L255 262ZM26 262H24L25 264H27ZM94 262H95V260H94ZM97 262V261H96ZM95 262V263H96ZM182 262V261H181ZM180 262V263H181ZM184 263H185V261H183ZM183 262H182V264H183ZM205 262V263H204ZM239 262V263H238ZM191 263V264H192ZM28 264H31V263H28ZM32 264H34V263H32ZM35 264H37V263H35Z\"/></svg>","mask_w":264,"mask_h":264}]
</instances>
